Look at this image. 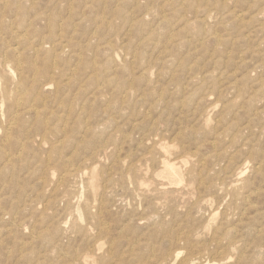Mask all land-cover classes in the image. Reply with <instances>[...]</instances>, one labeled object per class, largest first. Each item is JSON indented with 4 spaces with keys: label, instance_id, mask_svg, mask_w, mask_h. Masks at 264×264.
I'll use <instances>...</instances> for the list:
<instances>
[{
    "label": "rangeland",
    "instance_id": "1",
    "mask_svg": "<svg viewBox=\"0 0 264 264\" xmlns=\"http://www.w3.org/2000/svg\"><path fill=\"white\" fill-rule=\"evenodd\" d=\"M31 1H33V2H31ZM31 1L17 0V2H16V0H0V17L2 18V19L0 18L1 19L0 20V53L3 54V55L0 54V106H1L0 107V119H1L0 120L1 121L0 127L3 126V128L0 129V142H1L0 143V145H1L0 146V152L4 151L3 154L1 153V155H0V169H1V172H0V176H1V178H0V185H1L0 190L2 188V190L0 191V195H1V192H3L1 197H0V201H1L0 202V212L2 211L0 213V217L2 216L3 212H4L3 216L5 217V219H4V217L0 218V222H1L0 226H2V227H0V229H1V231H0V239H1V241H0V264H24V263L36 264L37 262H38L37 264H45V263L46 264H53V263L57 264L58 262H59L58 264H60V263L63 264L64 261H66V262H64L66 264H86V263L87 264H100V263L102 264V261L104 264H106V263H108V264H138V262H140V264H142V262L144 260L145 261L143 264H148V262H150L149 264H160V262H161V264H170L172 262H175L172 264H184L187 261H188L187 264H207V263L208 264H218V263L219 264H228V263L229 264L230 263L236 264V262H237V264H244V262H246V264H264V49H263L264 48V43H263V41H264V26L260 25L262 23L264 24V20H260L261 18L264 19V10H263L264 0H259V1L258 0H256V1L255 0H209V1L208 0H192L193 1L192 3H190L191 2L190 0H173L174 3L172 0H171V2H169L170 0L169 1L168 0H157V1L156 0H134V1L133 0H130V1L129 0H116V1L115 0H111V1L110 0H101V1L100 0L99 1L93 0L92 2H91V0H87V1L86 0H80V2L78 0H72V1L71 0L70 1H68V0H57L56 2H55V0H52V1L51 0H31ZM59 1H61V2H59ZM95 1L99 2L98 5L96 4L97 2H95ZM113 1H114V3H113ZM131 1H133V2H131ZM152 1H153V3H150ZM206 1H207L208 6H205ZM261 1H263V2H261ZM34 2H35L36 7H34ZM36 2H38V3L36 4ZM48 2L50 4H48ZM52 2H54L53 5L51 4ZM78 2H79V4H81V6L78 4ZM138 2H139V4L137 5ZM164 2H165V5H164ZM1 3H2V5H1ZM71 3H73V4H71ZM76 3L79 6L78 5L75 6ZM92 3H94L93 5L95 6V9L92 8V7H94L92 5ZM159 3L161 5H159ZM182 3H183L182 6L184 9L181 6ZM255 3H256V5L259 4L260 6L259 5L256 6ZM82 4L85 5L84 8H82L83 7ZM119 4H120V6H119ZM127 4H130L129 5L130 7H127ZM145 4L147 7L145 6ZM162 4L164 6H162ZM186 4L187 5L189 4V5L185 6ZM18 5L21 6L20 9H18L19 7H16ZM32 5L34 8H32ZM47 5H49V6H47ZM65 5H69V6H65ZM87 5H90V6H87ZM168 5L170 7L171 6H173V7L170 8ZM174 5H175V7H174ZM190 5H192L193 7ZM23 6H24V9H23ZM30 6H31V8H30ZM139 6H140V8H139ZM90 7H91V9H90ZM161 7H162V9H160L161 11H159V8H161ZM187 7H189V8L187 9ZM35 8H37V9H35ZM77 8H79V9L82 8V9L79 10ZM117 8H119V9H117ZM136 8H138V9L136 10ZM195 8H197V9L195 10ZM3 9H4V13H3ZM28 9H30V10H28ZM120 9H122L123 11ZM131 9L132 10L134 9V10L132 11ZM153 9H155V11ZM169 9H172V10H169ZM173 9H174V11H173ZM6 10H8V11H6ZM36 10H38V11H36ZM48 10H49V12H48ZM101 10H103V11H101ZM111 10H112V12H111ZM149 10H152V12H150ZM162 10H163V12H162ZM168 10H169V12H168ZM186 10H188V11H186ZM192 10H194L195 12H193ZM27 11H28V13H27ZM68 11H70V12L68 13ZM77 11H78V13L81 12L82 15L84 14L83 17L88 18V19L84 20L81 14H78L79 16L81 15V18H79V16H77ZM82 11L84 13H82ZM116 11H118V12H116ZM157 11H159V12H157ZM5 12H7V13H5ZM44 12L46 14H43ZM74 12H76V13H74ZM94 12L96 13V15ZM101 12H103V13L101 14ZM131 12L133 13V15ZM139 12H141L142 14L140 13L141 15L137 17V15H139ZM147 12H148V14H147ZM154 12H155V14H154ZM171 12H172V14L173 13H176V14L172 15ZM177 12H178V14H177ZM206 12H208L209 14ZM16 13H19V16L18 15L15 16ZM23 13H25V14H23ZM49 13H51V14H49ZM55 13H56V16H55ZM59 13H60V15H59ZM73 13L75 14V16H72V15H74ZM93 13H94V15H93ZM98 13H100L99 14L100 17H97ZM41 14L43 15V17L41 16ZM144 14H145V16H147V18L144 16ZM166 14H169V15H166ZM28 15H29L30 19L28 18ZM36 15L39 18H36L35 17ZM46 15H47V17H46ZM63 15H64V17H63ZM134 15H135V18H133ZM158 15H159V17H157ZM170 15H171V17H170ZM178 15L181 18L182 17L183 18L182 19L179 18ZM4 16H5V18H4ZM95 16L97 17V19ZM116 16L120 19L121 22L119 21V19H118V21H117V19H115ZM204 16H207V17H204ZM18 17H20V18H18ZM57 17L58 18L60 17V18L57 19ZM162 17L166 21H163ZM208 17H210V18H208ZM53 18H54V21H53ZM55 18L57 20H55ZM73 18H76V19H73ZM203 18H205V19H203ZM258 18L260 21L258 20ZM81 19H83V21ZM103 19H105V20H103ZM122 19H124V21ZM138 19H139L140 23L136 22V21H138ZM152 19L154 20V22L152 21ZM142 20L144 21V23H142L143 22ZM69 21H71V22H69ZM96 21L98 23H95ZM105 21H106V23L108 22L107 25H106ZM179 21H181V22L179 23ZM189 21H192V22H189ZM49 22H51V24H49ZM53 22H55V23H53ZM132 22H134L133 26H132ZM164 22L165 23L167 22L168 24L164 25L163 24ZM34 23H35V26H33ZM47 23H48V26H46ZM74 23H76L77 26L79 24L80 27H76V25ZM99 23H101L102 25ZM171 23H173V24H171ZM184 23H186V25ZM201 23L202 24L204 23L206 25L204 26V24H203V28H202ZM25 24L28 26H26ZM59 24L60 25L62 24L61 26L63 28L61 26H59ZM64 24H66L65 25L66 28L63 26ZM92 24H94L95 26ZM113 24L115 27L114 26L112 27ZM143 24H145V26ZM156 24H158L159 26ZM31 25L33 28H31ZM69 25L74 26V30L72 29L73 27L71 28ZM136 25H137L139 30L137 29ZM161 25H162V27H160ZM172 25H173L174 29L172 28V30H171ZM165 26H167L168 28ZM58 27H60V28H58ZM103 27L105 30L103 29ZM43 28H46V29L48 28V29L46 31V30H43ZM51 28H53V29H51ZM54 28L56 30H54ZM68 28H70V29H68ZM75 28H76V32H74ZM114 28H117V29H114ZM152 28H154V29L152 30ZM165 28H167V29L165 30ZM176 28L179 30H177ZM59 29L60 30L62 29V30L60 31ZM66 29H68V30L66 31ZM97 29H100V30H97ZM111 29H113V31ZM28 30H29V32H28ZM49 30L51 33L48 32ZM132 30H134L135 33ZM147 30H149V31H147ZM157 30H159V31H157ZM168 30H170V31H168ZM38 31L42 32V33H39ZM186 31L188 33H186ZM37 32H38V34H37ZM100 32H101V34H100ZM106 32H108V33H106ZM141 32L143 34H141ZM152 32L154 34L157 32L160 35L159 34L154 35ZM167 32H168V34H166ZM171 32H173L174 34H172ZM177 32H179V34ZM122 33L124 34V36L122 35ZM139 33L141 34V36ZM176 33H177V36H176ZM57 34H60V35L58 36ZM95 34H96V36H95ZM104 34H105V36H104ZM201 34H203V35H201ZM44 35H46V36H44ZM188 35H190V36L188 37ZM65 36H67L68 38H66ZM173 36H175L176 39H174ZM14 37H16V38H14ZM40 37H41V39H40ZM94 37H95V39H94ZM122 37H123V39H122ZM131 37L133 38L132 40H131ZM142 37H143V39H142ZM157 37H158V41L156 42ZM167 37H169V38L166 39V41H165V38H167ZM194 37H196V38H194ZM214 37L216 39H213ZM49 38L53 42H50ZM78 38H79V40H78ZM91 38H92V41H91ZM124 38H125V41H124ZM137 38H139V39H137ZM149 38H153V39H149ZM189 38H192L193 40L189 39ZM197 38H198V42H195V41H197L196 40ZM46 39L49 41H47ZM172 39L175 41L176 44L173 42ZM167 40H168V42H167ZM190 40H192L193 43L192 42L189 43ZM2 41H3V43H2ZM39 41H41V43ZM88 41H89V43H88ZM135 41H136V43H135ZM201 41H203L204 43ZM4 42H5V45H4ZM33 42L35 44H39V45L41 44V45L40 46L36 45V47H35ZM60 42H62V43L60 44ZM128 42L130 44H128ZM142 42H143V44H142ZM147 42H148V44H146ZM222 42H223V44H221ZM9 43L12 45H10ZM55 43H57V45ZM107 43H108V45H106ZM144 43H145V45H144ZM166 43H167V45H165ZM195 43L198 45H196ZM216 43H217V45H216ZM64 44L65 45L67 44V45L63 46ZM171 44H173L174 46H171ZM191 44H192V46H191ZM2 45H4V48ZM52 45H53V47H52ZM58 45H59V48L58 49L56 48V50H55L54 47L55 46L58 47ZM83 45L86 46L87 48L89 46V48L87 49ZM105 45L107 46V48ZM110 45L112 48L110 47ZM146 45H148L149 47ZM161 45H162V47H161ZM177 45L179 47L178 49H177ZM44 46H46V47H44ZM101 46H105V47H101ZM127 46H128L129 50H132V52L127 49ZM164 46H166V47L164 48ZM189 46H190L191 50H190ZM34 47H35V49H33ZM50 47H51V49L54 48V50H52V52H54V53H52L50 50H48ZM115 47L118 51L115 49ZM155 47L156 48L158 47L160 49H158V48L156 49ZM61 48H63V52H62ZM70 48H71V50H70ZM98 48H100L99 51H98ZM144 48L145 49L148 48L150 50H148V49L144 50ZM162 48H163V50H162ZM170 48H171V50H170ZM75 49H77V50L75 51ZM155 49H156V51L154 52ZM213 49H214V51H213ZM20 50H21V52H20ZM40 50H42L44 53H42V51H40ZM80 50L81 51L85 50V51L81 52ZM111 50L113 52H110ZM177 50H179V51H177ZM46 51L50 54L51 59H52V61H51L49 59L50 57H48L47 58V59H49L47 61L48 63L45 61V60H47V59H45L46 56L49 55ZM150 51H152V52H150ZM159 51L162 53H158ZM167 51L170 53L166 54ZM70 52L71 53L73 52V53L71 54ZM96 52L98 55L96 54ZM141 52L144 53L145 57H142L144 55ZM164 52H165V54H163ZM45 53H47V54H45ZM51 53L53 55H51ZM55 53H56V55H55ZM124 53L127 55H125ZM12 54H13V57H12ZM15 54L19 55V56H16ZM34 54H36V55H34ZM43 54H45V55H43ZM79 54H81V55H79ZM84 54H85V57H84ZM132 54L135 57H133ZM171 54H173V55H171ZM1 55L3 56V58ZM33 55H34V57H33ZM42 55H43V57H41ZM77 55H78V57H77ZM105 55H107L108 57ZM156 55H157V58H156ZM30 56H32V57H30ZM53 56H55V58ZM57 56H59L58 61L56 60ZM140 56L142 57L143 60L141 59ZM7 57L10 59L9 61H8ZM87 57H89V58H87ZM66 58L68 61L66 60ZM124 58H127V59H124ZM148 58H149V60H148ZM154 58L156 60H154ZM168 58H169V60H168ZM190 59H192V60H190ZM12 60H14V61H12ZM62 60H63V62L65 61V63H63ZM87 60H88V62H87ZM139 60H140V62L138 63ZM153 60L156 61V63ZM17 61H20V63ZM108 61H109V63L107 64ZM171 61L174 63V65ZM178 61H179V63H178ZM2 62H4V64ZM42 62H44V64L46 63L45 64L46 67H44V64ZM78 62L80 64H77ZM89 62L91 65L89 64ZM92 62H93V64H92ZM85 63H86V65L88 63L89 67L86 65H85L86 67H84L83 65ZM19 64H20V66H19ZM60 64H62V65H60ZM63 64L64 65L67 64L68 66L65 65L66 66V68H65V66ZM106 64L108 67L107 66L105 67ZM154 64H155V66H154ZM161 64H162V66H161ZM35 65H36V67H35ZM42 65H43V67H42ZM50 65H54L55 67L51 66V67H53V68H51V67H49ZM79 65L81 66V68L78 69ZM99 65H101V66H99ZM112 65H114V66H112ZM138 65L139 66L141 65L140 66L141 68ZM177 65H178V67H177ZM2 66H3V68H2ZM14 66H15V69H13ZM75 66H77V67H75ZM125 66L126 67L128 66L129 70H128V68L126 69ZM137 66L139 67V70L137 69ZM168 66H171L172 69L169 68ZM6 67H7V69H6ZM83 67L86 69L85 71H84ZM116 67H118V68H116ZM182 67H184L183 71H182ZM57 68L60 70H58ZM149 68H151V70H153V71H151ZM152 68H154V69H152ZM177 68H179V69H177ZM8 69H10V70H8ZM113 69H117L118 71L113 70ZM189 69H190V71H189ZM50 70H51V72H53V74L50 73ZM90 70H92V72ZM146 70H147V72L144 73ZM149 70H150V72H149ZM173 70H175V71L173 72ZM40 71H42V73H40ZM43 71H45V72L43 73ZM77 71H78V73H77ZM103 71H104V74L102 73ZM105 71H107V72H105ZM112 71H114V72H112ZM126 71L128 73L129 72L130 73L128 74ZM137 71H138V73H137ZM168 71H169V73H168ZM184 71L186 73H184ZM11 72H13V73H11ZM71 72H72V74H71ZM108 72H109V74H108ZM161 72L163 73V75H161ZM47 73L49 76L47 75ZM86 73H87V76H86ZM90 73H92V74H90ZM120 73L122 76L120 75ZM149 73L152 74V78H151V76H149ZM190 73H191V75H189ZM74 74H76V75H74ZM146 74H148V76ZM206 74H207V77L205 76ZM208 74H210V75H208ZM60 75H61V77H60ZM90 75L92 77L94 76L95 79H94V77L92 78ZM126 75H127V77H126ZM159 75H161V76H159ZM166 75L168 78L166 77ZM64 76L65 77L67 76L66 77L67 80ZM31 77H33V78H31ZM154 77H157V78H154ZM176 77L178 78V80L176 79ZM184 77H185V79H184ZM35 78H37V79L35 80ZM82 78H84V79H82ZM143 78H145V79H143ZM188 78H189V81H188ZM75 79L76 80L78 79L77 80L78 83L76 82ZM192 79H195V80L192 81ZM92 80H93V82H92ZM146 80L148 82H146ZM72 81L75 84L74 89L72 86L73 83L70 84ZM108 81H110V82H108ZM149 81H151L152 83L151 82L149 83ZM167 81H169L170 83ZM28 82H30V84ZM53 82L54 83L58 82L61 86L58 85V83L54 85ZM88 82H90V83L88 84ZM95 82H96V86L94 84ZM154 82H156V83L154 84ZM187 82H189V84ZM44 83H45V85H44ZM46 83H47V85H46ZM132 83H134V84H132ZM147 83H149L150 85H148ZM190 83H192V85L193 84L194 85L190 86ZM33 84H35V86ZM86 84H88L89 86ZM146 84H147V87L145 86ZM15 85L17 87H15ZM41 85H42V87H41ZM67 85H69V86H67ZM36 86L37 87L40 86L41 88L39 87L38 89H36L37 88ZM49 86H50V88H49ZM58 86H60V87H58ZM77 86L81 90H77L78 89ZM152 86H155V87H152ZM185 86H187V87L185 88ZM68 87H69V89H68ZM87 87H89L88 90H87ZM104 87L109 91H107ZM144 87H146V88H144ZM183 87H184V89H183ZM6 88H8L9 92L6 91ZM44 88H45V90H44ZM33 89L38 90L37 91L38 93L35 92V90H33ZM66 89H68L69 92L66 91ZM83 89H84V91H83ZM12 90L15 91L16 95L13 93ZM31 90H33V91H31ZM75 90H77L79 92V95H78V92ZM85 90H86V92H85ZM161 90H162V92H161ZM183 90H184V92H182ZM26 91H28V92H26ZM105 91H106L107 95L105 94V96H104ZM130 91H133V92H131L132 94L130 93ZM22 92L25 94H22ZM93 92L94 93L96 92V93L93 94ZM72 93H74V94H73V96L70 97V95H72ZM32 94H33V96H32ZM63 94L65 96H63ZM81 94H82V96H81ZM146 94H148L147 96L149 97V100L146 99V98H148L146 96ZM39 95L41 97H39ZM74 95H76V96H74ZM122 95H123V97H121ZM127 95H129V96H127ZM83 96L85 99H81V98H83ZM107 96H108V98H107ZM13 97H15V98L13 99ZM61 97H63V99H62V101H64L63 105H62V101L60 99ZM79 97H81V98L79 99ZM88 97H92V98H88ZM97 97H98V99H97ZM134 97H136V98L134 99ZM29 98H32L31 99L32 103H29V102H31V100H29ZM69 98H70V101H69ZM86 98H88V100ZM121 98H123V99H121ZM156 98L158 100H156ZM44 99H45V101H44ZM131 99H134V100H131ZM143 99H144V101H143ZM159 99H161V100H159ZM191 99H193V100H191ZM58 100L60 102H58ZM71 100L74 102H72ZM117 100H119V101H117ZM136 100L138 101V103ZM146 100L149 102H147ZM182 100H184V102ZM78 101L80 103H78ZM84 101H86V102H84ZM115 101H117L116 104H115ZM121 101H122V104H121ZM57 102L60 103L61 105L58 104ZM40 103L44 104L46 107L44 105H42V107H41ZM30 104H32V105L29 106ZM37 104H39V105H37ZM90 104H92V105L90 106ZM113 104H115V105H113ZM67 105H68V107H67ZM70 105L71 106L73 105V106L71 107ZM130 105H131V107H130ZM149 105H150V107H149ZM156 105H157V107H155ZM180 105L182 108H180ZM205 105H208V108ZM59 106H61V109ZM28 107H29V109H27ZM81 107L84 108V109H82L83 111H81ZM126 107H127V109H126ZM135 107H137V108H135ZM229 107L231 108V110ZM64 108L66 109V112H65ZM71 108H73V109H71ZM74 108H75V110H74ZM88 108H90L91 110ZM103 108L105 111L103 110ZM119 108H121V110H119ZM148 108H150V109H148ZM8 109H10V110H8ZM101 109L103 110V112L102 111L100 112ZM151 109H153V110H151ZM21 110H22V112H21ZM58 110H60V111H58ZM71 110H72V112H71ZM211 110H212V113H211ZM50 111H52V112H50ZM75 111H76V114H75ZM87 112L89 114H87ZM96 112L99 114H96ZM114 112L115 113L117 112L116 115H114L115 114ZM118 112H119V115H118ZM11 113H14L15 115H13ZM37 113H38V115H37ZM41 113H43L42 114V116L44 115L43 117L41 116ZM54 113L56 114L55 116H53ZM6 114L8 116H6ZM25 114H26V116H25ZM32 114H33V116H32ZM39 114H40V116H39ZM45 114H46V116H45ZM78 114H79V116H78ZM145 114H147V115H145ZM36 115H37V117H35ZM66 115H67V117H66ZM74 115H76V116H74ZM1 116H3L4 119ZM23 116H25L26 118L25 117H24V119L21 118ZM38 116H39V118H38ZM61 116L65 120L60 119ZM82 116H84V117H82ZM103 116H105V117H103ZM115 116L117 119L115 118ZM46 117H48V118H46ZM76 117L80 118V119L77 118L78 121H80L82 119L80 121L81 125L78 124ZM101 117H102V120H101ZM68 118H69V120H68ZM88 118H89V122H88ZM208 118H210V121ZM26 119H27V121H26ZM39 119H40V121H39ZM45 119H48L47 120L48 122ZM90 119H92V120L90 121ZM41 120L42 121L44 120V122H46V124L43 122L44 127H43ZM85 120L87 123H89V125L85 122ZM99 120H100V122H99ZM7 121H8V123H7ZM16 121H18V122H16ZM73 121L75 123H73ZM113 121H114V123H113ZM207 121H209V122L206 125ZM10 122H12L14 125L11 123V126H10ZM26 122L28 125L26 124ZM33 122H34V124H33ZM39 122H41L40 125H39ZM62 122H64V124ZM67 122H68V124H67ZM90 122L94 125H92ZM153 122L155 124V128H154ZM6 123L9 125L5 126ZM32 124H33V126H32ZM76 124H78V125H76ZM83 124H84V126H83ZM85 124H87V127L85 126ZM95 125H96V129L94 128ZM98 125H99V128H98ZM146 125H148V127ZM17 126H18V128H17ZM53 126H54V128H53ZM64 126L66 129L64 128ZM79 126H81V127H79ZM157 126H158V128H157ZM235 126H236V128H235ZM21 127L24 128L23 131H17V130H19V128L22 129ZM33 127H35L36 129ZM49 127H52V128H49ZM68 127L72 128V129L70 130ZM9 128H10V130H9ZM14 128L16 130H14ZM37 128L38 129L41 128V129H39L40 131H38ZM77 128H79V129H77ZM81 128L82 129L84 128V129L81 131ZM90 128H94V129L90 130ZM141 128H143V129H141ZM193 128H194V130H193ZM231 128H232V130H231ZM11 129H13V130H11ZM43 129L45 131L46 130H48V131L44 132ZM58 129H60V132ZM87 129L89 130V132ZM195 129H198V131ZM212 129L214 130V132ZM65 130H66V132H65ZM84 130L86 132H84ZM99 130H102L101 132H103L105 130L104 131L105 133L100 134L101 132L99 133ZM107 130H109V132H107ZM53 131L55 134L53 133ZM79 131H81V132H79ZM194 131H195V134H194ZM20 132L23 134H21ZM30 132H32V133H30ZM36 132H37V134H39L38 135L39 137L36 135ZM56 132H58L59 134L56 137H54L57 134ZM75 132L78 134L76 135ZM111 132H113V134ZM177 132H179V134L175 135V133H177ZM191 132H192V134H191ZM220 132L222 134H220ZM225 132H226V134H225ZM27 133H28V135H27ZM50 133H52L54 136L52 137V135H50ZM228 133H229V135H228ZM17 134H21V135H17ZM24 134H26V135H24ZM45 134H48V136ZM7 135H9L10 138H9V136L7 137ZM59 135H60V137H59ZM74 135L76 136V138H74ZM205 135H206V137H205ZM213 135H214V137H213ZM66 136H67V138L69 137L68 138L69 141H68V139H66ZM90 136H93V137L95 136L94 137L95 139L93 137H90ZM124 136H125V138H124ZM143 136H145V137H143ZM179 136H180V138H179ZM188 136L190 138H188ZM42 137H43V140H42ZM47 137L50 140L47 139ZM61 137H63V138L65 137L64 141L62 140ZM108 137H110V138H108ZM127 137H128V139H127ZM163 137H164V139H163ZM196 137H197V140H196ZM208 137H211V139ZM54 138H55V140L57 139L56 143H55ZM71 138H72V140H71ZM155 138H157V139H155ZM160 138H162V139H160ZM44 139L47 140V143ZM31 140H34V141H31ZM48 140L51 142L50 144H49ZM83 140H85V143ZM89 140L92 142H90ZM98 140H100V141H98ZM123 140H125V141L122 142ZM163 140H166V141L164 142ZM18 141L20 142L19 144H22V146L18 144ZM30 141L33 144V146L31 143H29ZM41 141H42V143H41ZM71 141H73V142H71ZM93 141H95L96 143H93ZM140 141L144 145L142 144V146H141ZM157 141H158V143H157ZM184 141H185V143H184ZM193 141H196V142H193ZM212 141H214V142H212ZM222 141H223V143L225 142L226 144H223ZM9 142H11L12 144ZM26 142H27V144H26ZM77 142H82V143H77ZM129 142H132V143H129ZM154 142H156L158 144V146H159V142H160L159 149H156L155 146H157V144ZM52 143H53V146H52ZM58 143H59V146H57ZM152 143H153L154 147L152 146ZM170 143L173 144L174 147ZM195 143H197V145ZM218 143H221V144L218 145ZM7 144H9V145L7 146ZM37 144H38V146H37ZM63 144H64V146H63ZM87 144L90 145L89 146L90 148L88 147ZM94 144L96 147H94ZM46 145H47V148H46ZM50 145H51L52 149H49ZM77 145H79V146H77ZM138 145H140V146H138ZM163 145L166 147V152H163L160 149V147ZM187 145H188V147L185 148ZM145 146L148 148H146ZM197 146L199 148H197ZM221 146H223L222 149H220ZM10 147H11L10 152L13 155H10V157H9L8 155L10 154L9 153ZM83 147H86L85 149L88 148L89 150H84ZM107 147H108V149H107ZM1 148H2V151H1ZM30 148H32L31 149L32 151L30 150ZM150 148L151 149L154 148V150L152 149L150 151ZM25 149L26 150L28 149L30 152L26 151ZM53 149H54V151H53ZM16 150H17V152H16ZM19 150H21V152ZM60 150H61V152H59ZM79 150H82V151H79ZM124 150H126V151H124ZM203 150H204V153H203ZM221 150H223L225 153ZM23 151H24V153H23ZM33 151L35 154L32 153ZM52 151H53V153H52ZM83 151H87L88 153L87 152L83 153ZM134 151H135L136 155H135ZM193 151H195V152L192 153ZM45 152H46V154H45ZM49 152H51L52 155H50ZM219 152L221 155L217 154ZM18 153H20L19 157L16 156V155H18ZM62 153L65 155H63ZM36 154L38 155V157L40 155L42 158L40 157L38 159ZM60 154L63 158L59 156ZM179 154H181V155H179ZM22 155H23V157H22ZM75 155L79 156V160L76 159ZM82 155H84V156H82ZM96 155H97V158H96ZM206 155H208L209 157ZM210 155L212 156V158H210L211 157ZM24 156H25V158H24ZM221 156H222V158H221ZM12 157H14L16 160ZM51 157L54 160L56 157L57 158L54 161L51 159ZM70 157H72V158L70 159ZM89 157L91 160L90 159H89L90 161L86 160ZM115 157H117V159ZM168 157H170V158H168ZM188 157L191 160L190 159L188 160L187 159ZM18 158H20L21 160ZM80 158H82V159L80 160ZM129 158L131 161L129 160ZM154 158L156 161H154ZM175 159H177L176 162H174ZM195 159H196V161H195ZM206 159L208 161H206ZM7 160L8 161L11 160V161L8 162ZM25 160L26 161L28 160L27 163H25L26 162ZM58 160L61 163V165H60V163H58ZM84 160H85V163H84ZM181 160H182V162H181ZM216 160H219V161H216ZM43 161H45V162H43ZM96 161L100 165L98 163H96ZM152 161H153V163H152ZM169 161H170L171 165H174V166L176 165V167H174L176 170V173L178 175V177H177V175H176V177L180 179V180L179 179L176 180V184H178V182H179V184H178L179 187H178V185L176 187V184L174 183L175 181H173V180H175L176 177H173V176L171 177L170 175H166V173L164 172V164L165 163L169 164ZM6 162H8L10 164H7ZM93 162L98 166H95V164ZM203 162H205V164L207 162H209V163H207L205 165ZM215 162H217V164ZM228 162H229V164H228ZM34 163H37V164H34ZM161 163H163V165H161ZM200 163H203V164L201 165ZM23 164H26V166H24ZM46 164L49 165L48 168L46 167L47 166ZM52 164H54V165H52ZM79 164H80V166H79ZM155 164H156V166H155ZM40 165H41V167H40ZM71 165H72V167H71ZM115 165H116V169L114 168ZM28 166H30V167H28ZM32 166L33 167L35 166V167L33 168ZM51 166H55V167H53L54 169H51L52 168ZM59 166H61V168ZM83 166H85L86 168H83ZM94 166L96 167V169ZM21 167H22V169H21ZM92 167H94V168H92ZM104 167H106V168H104ZM108 167L110 169H108ZM135 167H137V168H135ZM151 167H152V169H151ZM155 167H156V169H155ZM27 168H29V169L27 170ZM146 168H148V169H146ZM219 168H221L220 172H219ZM19 169L21 170V174L19 172L20 171ZM45 169H47V170L45 171ZM66 169H67V171H66ZM74 169H76V172H74L75 171ZM84 169L85 170L87 169L86 170L87 172L83 171ZM133 169H135L136 171ZM158 169H159V171L160 170L161 171L159 172ZM217 169H218V171H217ZM223 169H224V172L222 171ZM51 170H52V172H51ZM69 170H70V172H69ZM120 170H121V173H120ZM153 170H155V171H153ZM188 170H190L192 172L191 173L192 175L190 174V172ZM204 170H205V172H204ZM243 170H245V171H243ZM253 170H254V172H253ZM14 171H16L17 173ZM59 171L62 174L59 173ZM94 171H95V173H94ZM198 171L200 172V174ZM101 172H103V173L101 174ZM124 172H126V173H124ZM155 172H157V174ZM226 172H228V173H226ZM127 173H129V174H127ZM203 173H205V174H203ZM206 173H207V176H206ZM77 174H80L82 179H80L81 177L79 175L77 176ZM119 174H121V175H119ZM187 174H188V176H187ZM196 174L197 175L199 174V176H197ZM230 174H232V176ZM13 175H14V177H13ZM99 175L101 177H99ZM149 175H150V177H149ZM50 176L52 178L54 177L55 180H54V178L52 179ZM153 176H155V179ZM158 176H160V177H158ZM179 176H181V177H179ZM224 176H226V177H224ZM238 176L240 178H238ZM57 177L60 178L58 180L59 181L58 183L56 182V180L58 179ZM104 177H105V179H104ZM205 177H207V178H205ZM9 178H10V180H9ZM11 178H13V180ZM16 178L19 181H17ZM91 178L93 181L91 180ZM93 178L95 179V181ZM100 178H101V181H100ZM113 178H114V180H113ZM164 178H165V180H164ZM196 178H198V179H196ZM216 178H218V179H216ZM225 178L226 179L228 178V180H226ZM42 179H43V181H42ZM66 179H68V181H66ZM131 179H133V181ZM205 179L207 182L205 181ZM200 180H201V183H200ZM170 181H173V183H170ZM219 181L221 183H219ZM120 182H122V183H120ZM78 183H80V184L77 185ZM92 183H93V185H91ZM108 183H109V185H108ZM233 183H234V186H233ZM235 183L238 185H236ZM13 184H15V185H13ZM46 184L48 185L47 187L45 186ZM189 184L191 185V187H189ZM210 184H211V186H210ZM228 184H229V186H227ZM22 185H24V186H22ZM53 185H54V188H56V189L54 191L53 190L51 191V189L53 188ZM63 185H64V187H62ZM107 185H108V187H107ZM133 185H134L135 189H134ZM15 186H16L17 190L15 189ZM81 186H82V188H81ZM91 186H93L94 189L91 188ZM148 186L150 189L148 188ZM242 186H243V188H242ZM4 187L5 188L9 187V191L7 188L5 190ZM22 187L24 188V190L22 189ZM110 187H111V189H110ZM127 187L130 189H127ZM225 187H227V188H225ZM19 189H22V190H19ZM81 189H83V190L81 191ZM98 189H99V191H98ZM194 189H195V191H194ZM43 190H45V191L43 192ZM91 190L93 192H91ZM200 190H201V192H200ZM202 190L203 191L206 190V191L203 192ZM64 191H65V193L63 194ZM130 191H132L131 192L132 194L130 193ZM142 191H143V193H142ZM217 191H219V192H217ZM77 192H79L78 195H77ZM134 192H135V194H134ZM150 192H152V193H150ZM202 192H203V194H202ZM227 192H228V194H226ZM20 193H21V195H18ZM41 193H44V195L41 196L40 195ZM80 193H82L83 195ZM104 193H106V194L104 195ZM210 193H212V194H210ZM214 193L217 194V196ZM23 194H24V196H23ZM90 194H91V196H90ZM100 194H103V195H100ZM107 194H109V195L107 196ZM159 194H161V195H159ZM34 195H36V196H34ZM54 195L56 198H54ZM112 195H114V197ZM15 196H16V198L18 197L17 200H16ZM80 196L82 197V199ZM93 196L95 197V199ZM193 196H194V198H193ZM4 197H6V198H4ZM32 197H33V200H32ZM48 197H49V199H48ZM104 197H105V199H104ZM109 197H111V198L109 199ZM122 197H123V199H122ZM231 197H233V198H231ZM90 198L92 199V201L90 200ZM117 198H119V199H117ZM124 198L126 201L124 200ZM219 198L222 200H220ZM5 199H6V201H5ZM22 199H23V201H22ZM52 199L55 200V202H53ZM107 199H109V200H107ZM121 199H122V201H121ZM210 199H212V200L210 201ZM49 200H50V202H49ZM100 200L101 201L103 200V201L101 202ZM133 200L137 204L136 203L134 204ZM86 201H88V202H86ZM97 201H98V203H97ZM138 201H139V203H138ZM140 201L143 204H141ZM197 201H199V202H197ZM37 202H38L39 206L35 205ZM78 202L79 203L81 202L80 205ZM89 202H91V203H89ZM106 202H107V205H105ZM122 202H124V203H122ZM51 203H53L54 205H52ZM92 203H93V205H92ZM109 203H110V205H109ZM194 203L197 205H195ZM124 204H126V205H124ZM71 205H72V207H70ZM7 206H8V208H7ZM21 206L22 207L24 206L25 208L23 207L24 208L23 209ZM77 206H79V207H77ZM98 206H100V207H98ZM109 206L111 208H109ZM117 206H118V208H117ZM123 206H125V208H123ZM207 206H209V207H207ZM14 207H15V209H14ZM137 207L140 210L136 209ZM145 207H147L149 210L147 208L144 209ZM54 208H56V209H54ZM100 208H102V209H100ZM120 208H123V210ZM30 209H32L31 212H30ZM44 209H45V212L47 210L46 213L44 212ZM200 209H202L203 211H201ZM18 211H19V213H18ZM126 211L130 212L133 215H131L130 213L126 214ZM151 211H152V214H150ZM156 211L158 212L159 216L156 215V213H157ZM174 211H176V214ZM5 212H6V214H5ZM29 212H30V214H29ZM115 212L116 213L120 212L119 213L120 215L116 214ZM140 212L143 213V214H140L141 217L138 216ZM20 213L23 215H21ZM98 213H100L101 215ZM90 215H92V217H91V220L89 222L87 219H90L89 218ZM6 216H8V217L11 216V217L8 218ZM93 216H94V218H93ZM115 216H116V218H115ZM148 216H150V217H148ZM153 216H156V217H153ZM21 217H22V219H21ZM96 217H98V218L101 217V218H99L100 219L99 220ZM69 218L71 219V221ZM121 218L123 220L125 219V221H123ZM148 218H150V219L148 220ZM154 218H156V219H154ZM207 218H209V219H207ZM227 218H229V219H227ZM27 219H28V221H26ZM97 219H98V221H97ZM225 219L227 220V223H226V221H224ZM12 220H14V221H12ZM15 220H17L18 222ZM23 220H24L25 225L23 223ZM211 220H212V222H211ZM7 221H10V222H7ZM86 221H88V222L86 223ZM95 221H97V223H99V224H97ZM100 221L102 223L103 222L104 223L101 225ZM207 221L210 222V224ZM107 222H108V224H105ZM57 223H58V225H57ZM125 223H127V224H125ZM12 224H13V226H12ZM38 224H39V226H40V224H42L40 226L41 230H37L39 228ZM89 224H90V226H89ZM158 224L160 226H158ZM226 224H228V226ZM22 225H23V227H22ZM95 225H97V226H95ZM99 225H101V226H99ZM103 225L106 228H104ZM162 225L165 227H163ZM168 225L170 228L168 227ZM31 226H32V228L35 227L36 229L35 228L32 229ZM56 226H58V227H56ZM89 227H90V229H89ZM102 227L104 229H102ZM116 227H117V229H116ZM155 227H158V228H155ZM162 227L164 228V230L162 229ZM7 228H10L9 231ZM22 228H24V229H22ZM96 228H98V230ZM100 228H101V230H100ZM214 228H215V230H214ZM18 229H19V232H18ZM167 230H169V231H167ZM219 230H221V231H219ZM10 231H12V233ZM40 231H41V233H40ZM158 231H161V232H158ZM15 232H16V234H15ZM64 232L66 235H64ZM72 232H73V234H72ZM98 232H100V235H98ZM106 232H108V234ZM76 233H78V235ZM11 234H12V236H11ZM44 234H45V236H44ZM51 234H52V236L53 235L54 236L52 237ZM82 234H83L84 238H83ZM95 234L97 235V237L98 236L99 237L96 238ZM152 234H153V236H152ZM159 234H160V236H159ZM49 235H50V238L52 237L51 239L50 238L47 239L49 237ZM61 236H63V237H61ZM107 236H108V239H106ZM163 236H165V237H163ZM190 236H192V237L190 238ZM11 237L12 238L14 237V238L12 239ZM89 237H93L94 241L92 238H89ZM109 237L113 240H110ZM121 237H122V239H121ZM171 237H172V239H171ZM30 238H32V239L34 238V239L32 240ZM74 238H75V240H73ZM80 238H82L81 242H80ZM119 238H120V240H119ZM52 239H53V242H52ZM103 239H105V241ZM162 239H163V241H162ZM175 239H177V240L175 241ZM34 240L36 241V243ZM66 240L68 241V243ZM190 240L193 242H191ZM19 241L20 242L22 241V242L19 243ZM45 241H46V244H45ZM97 241L100 244H98ZM151 241H153V243ZM42 242H43V244H42ZM50 242H52V243H50ZM79 242L81 245L78 244ZM53 243H54L55 247H54V245H52ZM71 243H73V244H71ZM110 243H111V245H110ZM47 244H48V246H47ZM65 244L67 247H65ZM27 245L31 246V248H29V246H28V250L26 248ZM61 245H62V247H61ZM71 245H73V246H71ZM192 245H194V246H192ZM17 246H19V247L17 248ZM50 246H52V251H50V249H51ZM93 246H94V248H93ZM199 246H200V249H199ZM44 247H46V248H44ZM53 247H54V249H53ZM232 247H233V249H232ZM36 248H38L39 252L37 251ZM92 248L95 250H93ZM147 249L149 251H147ZM159 249H161V250H159ZM40 250L42 252L43 251L44 252L47 251V252L42 253V252H40ZM64 250H66V251H64ZM137 250H139V251H137ZM32 251H33L34 255L32 254ZM56 251H57V253H56ZM72 251H73V253H72ZM90 251H92V252L90 253ZM131 251H132V253H131ZM178 251H181L182 253H180ZM189 251H190V253H189ZM28 252H29V254L31 252V254L29 255ZM59 252H61V253H59ZM77 252H79V254H78L79 257L76 256ZM109 252L113 253V254H109ZM135 252H137V253H135ZM177 252L179 253V257L176 260H174L173 256H175V253H177ZM35 253H36V255H35ZM38 253L40 254V256L38 255ZM105 253H106V255H105ZM145 253H146V255H145ZM166 253H168V254H166ZM23 254H26V256L25 255L23 256ZM44 254L47 257H45ZM56 254H57L58 258L56 257ZM80 254H82V255H80ZM90 254H92L93 256ZM107 254L110 257H108ZM151 254H153V255H151ZM207 254H208V256H207ZM167 255H168V257H167ZM227 255L229 258L227 257ZM241 255L245 256L246 259L244 257L242 258ZM21 256H23V257H21ZM37 256H39L38 259H37ZM42 256H44L43 259H42ZM142 256H143V258H142ZM144 256H146L147 258ZM153 256H155V257H153ZM231 256H233L234 258L233 257L230 258ZM19 257H20V259H19ZM239 257H241V258H239ZM30 258H32V259H30ZM77 258H79L80 261ZM45 259L47 261H49V263ZM51 259H52V262H50ZM106 259H107V261H106ZM154 259H155V261H154ZM157 259H159V260H157ZM226 259H227V263H226ZM42 260H43V262H42ZM218 260H219V262H218ZM238 260L240 261V263H238L239 262ZM220 261H222V262H220Z\"/></svg>",
    "mask_w": 264,
    "mask_h": 264
},
{
    "label": "bare ground",
    "instance_id": "2",
    "mask_svg": "<svg viewBox=\"0 0 264 264\" xmlns=\"http://www.w3.org/2000/svg\"><path fill=\"white\" fill-rule=\"evenodd\" d=\"M20 1H21V0H20ZM22 1H24V0H22ZM28 1H31V0H28ZM51 1H52V0H51ZM51 1H50V2H51ZM56 1H57V0H55V2H56ZM68 1H70V0H68ZM71 1H72V0H71ZM78 1L80 2V0H78ZM86 1H87V0H86ZM92 1H93V0H91V2H92ZM98 1H99V0H98ZM100 1H101V0H100ZM110 1H111V0H110ZM115 1H116V0H115ZM129 1H130V0H129ZM133 1H134V0H133ZM133 1H131V2H133ZM156 1H157V0H156ZM168 1H169V0H168ZM172 1H173V0H172ZM190 1H191L190 3L193 2L192 0H190ZM208 1H209V0H208ZM255 1H256V0H255ZM258 1H259V0H258ZM16 2H17V0H16ZM31 2H33V1H31ZM59 2H61V1H59ZM76 2H77V1H76ZM79 2H78V4H79ZM82 2H83V1H82ZM82 2H81V3H82ZM91 2H90V3H91ZM95 2H97V1H95ZM105 2H106V1H105ZM107 2H108V1H107ZM169 2H171V0H170ZM188 2H189V1H188ZM200 2H201V1H200ZM261 2H263V1H261ZM7 3H8V2H7ZM37 3H38V2H36V4H37ZM53 3H54V2H52L51 4L53 5ZM73 3H74V2H73ZM73 3H71V4H73ZM98 3H99V2H97L96 4L98 5ZM101 3H102V2H101ZM113 3H114V1H113ZM117 3H118V2H117ZM134 3H135V2H134ZM147 3H148V2H147ZM150 3H153V1L150 2ZM160 3H161V2H160ZM160 3H159V5H161ZM173 3H174V1H173ZM175 3H176V2H175ZM186 3H187V2H186ZM196 3H197V2H196ZM209 3H210V2H209ZM263 3H264V2H263ZM3 4H4V3H3ZM32 4H33V3H32ZM46 4H47V3H46ZM48 4H50V3L48 2ZM66 4H67V3H66ZM78 4L76 3L75 6H77ZM84 4H85V3H84ZM88 4H89V3H88ZM93 4H94V3H92V5H93ZM104 4H105V3H104ZM120 4H121V3H120ZM120 4H119V6H120ZM138 4H139V2L137 3V5H138ZM170 4H171V3H170ZM177 4H178V3H177ZM194 4H195V3H194ZM205 4H206L205 6H208V5H207V1H206ZM1 5H2V3H1ZM4 5H5V4H4ZM4 5H3V6H4ZM8 5H9V4H8ZM19 5H20V4H19ZM19 5L16 6V7H19L18 9H20V7H21V6H19ZM21 5H22V4H21ZM24 5H25V4H24ZM27 5H28V4H27ZM52 5H51V6H52ZM56 5H57V4H56ZM56 5H55V6H56ZM79 5L81 6V4H79ZM79 5H78V6H79ZM82 5H83V4H82ZM85 5H86V4H85ZM85 5H83L82 8H84ZM112 5H113V4H112ZM112 5H111V6H112ZM129 5H130V4H127V7H130ZM133 5H134V4H133ZM135 5H136V4H135ZM164 5H165V2H164ZM164 5L162 4V6H164ZM171 5H172V4H171ZM175 5H176V4H175ZM175 5H174V7H175ZM182 5H183V3L181 4V6H182ZM188 5H189V4H188ZM188 5L186 4L185 6H188ZM192 5H193V4H192ZM192 5H190V6H192ZM255 5H256V3H255ZM258 5H259V4H258ZM258 5H256V6H258ZM10 6H11V5H10ZM44 6H45V5H44ZM47 6H49V5H47ZM55 6H54V7H55ZM65 6H69V5H65ZM71 6H72V5H71ZM87 6H90V5H87ZM93 6H94V5H93ZM117 6H118V5H117ZM117 6H116V7H117ZM145 6H146V4H145ZM168 6H169V5H168ZM176 6H177V5H176ZM196 6H197V5H196ZM259 6H260V5H259ZM6 7H7V6H6ZM34 7H36L35 2H34ZM34 7H33V5H32V8H34ZM106 7H107V6H106ZM134 7H135V6H134ZM146 7H147V6H146ZM150 7H151V6H150ZM158 7H159V6H158ZM158 7H157V8H158ZM169 7H170V6H169ZM171 7H173V6H171ZM171 7H170V8H171ZM192 7H193V6H192ZM203 7H204V6H203ZM3 8H4V7H3ZM12 8H13V7H12ZM14 8H15V7H14ZM30 8H31V6H30ZM43 8H44V7H43ZM59 8H60V7H59ZM64 8H65V7H64ZM67 8H68V7H67ZM82 8H81V9H82ZM92 8L95 9V6L92 7ZM104 8H105V7H104ZM108 8H109V7H108ZM119 8H120V7H119ZM119 8H117V9H119ZM121 8H122V7H121ZM139 8H140V6H139ZM151 8H152V7H151ZM155 8H156V7H155ZM164 8H165V7H164ZM164 8H163V9H164ZM182 8H183V6H182ZM188 8H189V7H187V9H188ZM204 8H205V7H204ZM1 9H2V8H1ZM4 9H5V8H4ZM4 9H3V13H4ZM15 9H16V8H15ZM23 9H24V6H23ZM23 9H22V10H23ZM35 9H37V8H35ZM40 9H41V8H40ZM45 9H46V8H45ZM51 9H52V8H51ZM56 9H57V8H56ZM77 9H79V8H77ZM81 9H79V10H81ZM90 9H91V7H90ZM96 9H97V8H96ZM100 9H101V8H100ZM100 9H99V10H100ZM113 9H114V8H113ZM126 9H127V8H126ZM137 9H138V8H136V10H137ZM160 9H162V7L159 8V11H161ZM174 9H175V8H174ZM174 9H173V11H174ZM183 9H184V8H183ZM196 9H197V8H195V10H196ZM206 9H207V8H206ZM28 10H30V9H28ZM33 10H34V9H33ZM42 10H43V9H42ZM54 10H55V9H54ZM59 10H60V9H59ZM59 10H58V11H59ZM66 10H67V9H66ZM104 10H105V9H104ZM120 10H122V9H120ZM131 10H132V9H131ZM133 10H134V9H133ZM133 10H132V11H133ZM153 10L155 11V9H153ZM169 10H172V9H169ZM169 10H168V12H169ZM181 10H182V9H181ZM198 10H199V9H198ZM204 10H205V9H204ZM263 10H264V7H263ZM263 10H262V11H263ZM6 11H8V10H6ZM15 11H16V10H15ZM36 11H38V10H36ZM45 11H46V10H45ZM51 11H52V10H51ZM60 11H61V10H60ZM60 11H59V12H60ZM75 11H76V10H75ZM95 11H96V10H95ZM101 11H103V10H101ZM114 11H115V10H114ZM114 11H113V12H114ZM122 11H123V10H122ZM125 11H126V10H125ZM149 11L152 12V10H149ZM159 11H157V12H159ZM165 11H166V10H165ZM186 11H188V10H186ZM192 11L195 12L194 10H192ZM208 11H209V10H208ZM258 11H259V10H258ZM1 12H2V11H1ZM20 12H21V11H20ZM48 12H49V10H48ZM69 12H70V11H68V13H69ZM71 12H72V11H71ZM98 12H99V11H98ZM104 12H105V11H104ZM111 12H112V10H111ZM116 12H118V11H116ZM116 12H115V13H116ZM143 12H144V11H143ZM150 12H149V13H150ZM157 12H156V13H157ZM162 12H163V10H162ZM181 12H182V11H181ZM184 12H185V11H184ZM5 13H7V12H5ZM13 13H14V12H13ZM21 13H22V12H21ZM27 13H28V11H27ZM27 13H26V14H27ZM51 13H52V12H51ZM51 13H49V14H51ZM74 13H76V12H74ZM74 13H73V14H74ZM82 13H84V12L82 11ZM94 13H95V12H94ZM94 13H93V15H94ZM102 13H103V12H101V14H102ZM128 13H129V12H128ZM131 13H132V12H131ZM134 13H135V12H134ZM137 13H138V12H137ZM140 13H141V12H139V15H137V17L140 16V15L142 14V13H141V14H140ZM206 13H208V12H206ZM261 13H262V12H261ZM23 14H25V13H23ZM43 14H46V13L44 12ZM71 14H72V13H71ZM78 14H81V12L78 13V11H77V16H79ZM99 14H100V13H98V16H97V17H100ZM119 14H120V13H119ZM147 14H148V12H147ZM154 14H155V12H154ZM157 14H158V13H157ZM157 14H156V15H157ZM171 14H172V12H171ZM173 14H176V13H173ZM173 14H172V15H173ZM177 14H178V12H177ZM202 14H203V13H202ZM208 14H209V13H208ZM208 14H207V15H208ZM210 14H211V13H210ZM17 15L19 16V13H16L15 16H17ZM38 15H39V14H38ZM59 15H60V13H59ZM66 15H67V14H66ZM81 15H82V14H81ZM81 15L79 16V18H81ZM83 15H84V14H83ZM83 15H82V17H83ZM95 15H96V13H95ZM129 15H130V14H129ZM132 15H133V13H132ZM156 15H155V16H156ZM159 15H160V14H159ZM159 15H158L157 17H159ZM166 15H169V14H166ZM179 15H180V14H179ZM179 15H178V17L181 18ZM203 15H204V14H203ZM1 16H2V15H1ZM5 16H6V15H5ZM5 16H4V18H5ZM41 16L43 17L42 14H41ZM52 16H53V15H52ZM55 16H56V13H55ZM57 16H58V15H57ZM68 16H69V15H68ZM72 16H75V14L72 15ZM101 16H102V15H101ZM110 16H111V15H110ZM110 16H109V17H110ZM119 16H120V15H119ZM144 16H145V14H144ZM161 16H162V15H161ZM182 16H183V15H182ZM197 16H198V15H197ZM200 16H201V15H200ZM35 17H36V18H39V17H37V15H36ZM44 17H45V16H44ZM46 17H47V15H46ZM46 17H45V18H46ZM63 17H64V15H63ZM65 17H66V16H65ZM70 17H71V16H70ZM95 17H96V16H95ZM97 17H96V19H97ZM116 17H117V16H116ZM116 17H115V19H117V21H118L119 18H118V17L116 18ZM145 17L147 18V16H145ZM145 17H144V18H145ZM170 17H171V15H170ZM170 17H169V18H170ZM178 17H177V18H178ZM201 17H202V16H201ZM204 17H207V16H204ZM215 17H216V16H215ZM237 17H238V16H237ZM258 17H259V16H258ZM0 18H1V17H0ZM16 18H17V17H16ZM18 18H20V17H18ZM28 18H29V15H28ZM49 18H50V17H49ZM59 18H60V17H59ZM59 18L57 17V19H59ZM68 18H69V17H68ZM101 18H102V17H101ZM111 18H112V17H111ZM125 18H126V17H125ZM127 18H128V17H127ZM133 18H135V15H134ZM146 18H145V19H146ZM172 18H173V17H172ZM182 18H183V17H182ZM182 18H181V19H182ZM208 18H210V17H208ZM256 18H257V17H256ZM1 19H2V18H1ZM1 19H0V20H1ZM29 19H30V18H29ZM29 19H28V20H29ZM51 19H52V18H51ZM57 19L55 18V20H57ZM71 19H72V18H71ZM73 19H76V18H73ZM83 19L85 20V19H88V18L83 17ZM83 19H81V20L83 21ZM93 19H94V18H93ZM112 19H113V18H112ZM139 19H140V18H139ZM139 19H138V21H136V22H139ZM141 19H142V18H141ZM170 19H171V18H170ZM185 19H186V18H185ZM203 19H205V18H203ZM26 20H27V19H26ZM65 20H66V19H65ZM77 20H78V19H77ZM81 20H80V21H81ZM91 20H92V19H91ZM100 20H101V19H100ZM103 20H105V19H103ZM113 20H114V19H113ZM122 20L124 21V19H122ZM131 20H132V19H131ZM162 20H163V21H166V20H164L163 17H162ZM188 20H189V19H188ZM195 20H196V19H195ZM198 20H199V19H198ZM239 20H240V19H239ZM256 20H257V19H256ZM258 20H259V18H258ZM260 20H264V19L261 18ZM260 20H259V21H260ZM34 21H35V20H34ZM34 21H33V22H34ZM39 21H40V20H39ZM45 21H46V20H45ZM45 21H44V22H45ZM53 21H54V18H53ZM59 21H60V20H59ZM106 21H107V20H106ZM106 21H105V23H106ZM119 21H120V19H119ZM142 21H143V20H142ZM152 21L154 22L153 19H152ZM175 21H176V20H175ZM182 21H183V20H182ZM208 21H209V20H208ZM210 21H211V20H210ZM26 22H27V21H26ZM30 22H31V21H30ZM51 22H52V21H51ZM51 22H49V24H51ZM60 22H61V21H60ZM67 22H68V21H67ZM69 22H71V21H69ZM100 22H101V21H100ZM120 22H121V21H120ZM176 22H177V21H176ZM180 22H181V21H179V23H180ZM189 22H192V21H189ZM202 22H203V21H202ZM28 23H29V22H28ZM28 23H27V24H28ZM42 23H43V22H42ZM53 23H55V22H53ZM65 23H66V22H65ZM95 23H98V22L96 21ZM110 23H111V22H110ZM133 23H134V22H132V26H133ZM139 23H140V22H139ZM142 23H144V21H143ZM158 23H159V22H158ZM186 23H187V22H186ZM186 23H184V24L186 25ZM261 23H262V22H261ZM30 24H31V23H30ZM45 24H46V23H45ZM74 24L76 25V27H80L79 24H78V26H77L76 23H74ZM99 24H101V23H99ZM107 24H108V22L106 23V25H107ZM119 24H120V23H119ZM123 24H124V23H123ZM137 24H138V23H137ZM145 24H146V23H145ZM145 24H143V25L145 26ZM150 24H151V23H150ZM150 24H149V25H150ZM153 24H154V23H153ZM163 24L165 25V24H168V23H167V22H166V23L164 22ZM171 24H173V23H171ZM189 24H190V23H189ZM189 24H188V25H189ZM201 24H202V23H201ZM201 24H200V25H201ZM203 24H204V23H203ZM203 24H202V26H201L202 28H203ZM25 25H26V24H25ZM25 25H24V26H25ZM61 25H62V24H61ZM61 25L59 24V26H61ZM65 25H66V24H64L63 26L65 27ZM70 25H71V24H70ZM70 25H69V26H70ZM72 25H73V24H72ZM92 25H94V24H92ZM92 25H91V26H92ZM101 25H102V24H101ZM138 25H139V24H138ZM143 25H142V26H143ZM156 25H158V24H156ZM156 25H155V26H156ZM164 25H163V26H164ZM176 25H177V24H176ZM205 25H206V24H204V26H205ZM260 25H263V26H264L263 23L260 24ZM26 26H28V25H26ZM33 26H35V23L33 24ZM46 26H48V23H47ZM67 26H68V25H67ZM94 26H95V25H94ZM98 26H99V25H98ZM98 26H97V27H98ZM113 26H114V24L112 25V27H113ZM147 26H148V25H147ZM158 26H159V25H158ZM167 26H168V25H167ZM167 26H165V27H167ZM207 26H208V25H207ZM61 27H62V26H61ZM70 27H71V28L73 27L72 29L74 30V26H70ZM100 27H101V26H100ZM104 27H105V26H104ZM104 27H103V29H104ZM106 27H107V26H106ZM114 27H115V26H114ZM130 27H131V26H130ZM136 27H137V25H136ZM160 27H162V25H161ZM176 27H177V26H176ZM182 27H183V26H182ZM188 27H189V26H188ZM7 28H8V27H7ZM22 28H23V27H22ZM24 28H25V27H24ZM31 28H33L32 25H31ZM58 28H60V27H58ZM58 28H57V29H58ZM62 28H63V27H62ZM65 28H66V27H65ZM65 28H64V29H65ZM154 28H155V27H154ZM154 28H152V30H153ZM167 28H168V27H167ZM167 28H165V30H166ZM172 28H173V25L171 26V30H172ZM177 28H178V27H177ZM177 28H176V29H177ZM260 28H261V27H260ZM260 28H259V29H260ZM26 29H27V28H26ZM47 29H48V28H47ZM47 29H46V28H43V30H46V31H47ZM51 29H53V28H51ZM68 29H70V28H68ZM68 29H66V31H67ZM85 29H86V28H85ZM94 29H95V28H94ZM107 29H108V28H107ZM107 29H106V30H107ZM114 29H117V28H114ZM131 29H132V28H131ZM135 29H136V28H135ZM135 29H134V30H135ZM137 29H138V27H137ZM141 29H142V28H141ZM146 29H147V28H146ZM156 29H157V28H156ZM173 29H174V28H173ZM185 29H186V28H185ZM261 29H262V28H261ZM10 30H11V29H10ZM31 30H32V29H31ZM33 30H34V29H33ZM35 30H36V29H35ZM37 30H38V29H37ZM54 30H56V29L54 28ZM59 30H60V29H59ZM61 30H62V29H61ZM61 30H60V31H61ZM95 30H96V29H95ZM97 30H100V29H97ZM104 30H105V29H104ZM108 30H109V29H108ZM111 30L113 31V29H111ZM134 30H132V31H134ZM138 30H139V29H138ZM144 30H145V29H144ZM163 30H164V29H163ZM177 30H179V29H177ZM177 30H176V31H177ZM186 30H187V29H186ZM201 30H202V29H201ZM39 31H40V30H39ZM39 31H38V32H39ZM79 31H80V30H79ZM132 31H131V32H132ZM136 31H137V30H136ZM140 31H141V30H140ZM147 31H149V30H147ZM157 31H159V30H157ZM161 31H162V30H161ZM168 31H170V30H168ZM28 32H29V30H28ZM30 32H31V31H30ZM34 32H35V31H34ZM38 32H37V34H38ZM43 32H44V31H43ZM48 32H50V30H49ZM48 32H47V33H48ZM54 32H55V31H54ZM56 32H57V31H56ZM74 32H76V28H75V31H74ZM84 32H85V31H84ZM96 32H97V31H96ZM96 32H95V33H96ZM103 32H104V31H103ZM109 32H110V31H109ZM131 32H130V33H131ZM145 32H146V31H145ZM182 32H183V31H182ZM39 33H42V32H39ZM50 33H51V32H50ZM59 33H60V32H59ZM67 33H68V32H67ZM106 33H108V32H106ZM106 33H105V34H106ZM113 33H114V32H113ZM127 33H128V32H127ZM134 33H135V31H134ZM152 33H153V32H152ZM171 33L174 34L173 32H171ZM177 33L179 34V32H177ZM177 33H176V36H177ZM186 33H188V32L186 31ZM31 34H32V33H31ZM61 34H62V33H61ZM100 34H101V32H100ZM105 34H104V36H105ZM128 34H129V33H128ZM139 34H140V33H139ZM141 34H143V33L141 32ZM141 34H140V36H141ZM153 34H154V33H153ZM153 34H152V35H153ZM156 34H159V33L156 32L154 35H156ZM166 34H168V32H167ZM29 35H30V34H29ZM32 35H33V34H32ZM57 35L59 36L60 34H57ZM78 35H79V34H78ZM82 35H83V34H82ZM112 35H113V34H112ZM112 35H111V36H112ZM115 35H116V34H115ZM122 35L124 36L123 33H122ZM122 35H121V36H122ZM126 35H127V34H126ZM126 35H125V36H126ZM159 35H160V34H159ZM159 35H158V36H159ZM163 35H164V34H163ZM201 35H203V34H201ZM30 36H31V35H30ZM35 36H36V35H35ZM44 36H46V35H44ZM95 36H96V34H95ZM121 36H120V37H121ZM146 36H147V35H146ZM149 36H150V35H149ZM149 36H148V37H149ZM165 36H166V35H165ZM168 36H169V35H168ZM189 36H190V35H188V37H189ZM16 37H17V36H16ZM16 37H14V38H16ZM65 37L68 38L67 36H65ZM70 37H71V36H70ZM106 37H107V36H106ZM109 37H110V36H109ZM114 37H115V36H114ZM117 37H118V36H117ZM128 37H129V36H128ZM150 37H151V36H150ZM161 37H162V36H161ZM179 37H180V36H179ZM31 38H32V37H31ZM42 38H43V37H42ZM50 38H51V37H50ZM50 38H49L50 42H53V41H51ZM57 38H58V37H57ZM71 38H72V37H71ZM71 38H70V39H71ZM79 38H80V37H79ZM79 38H78V40H79ZM104 38H105V37H104ZM107 38H108V37H107ZM144 38H145V37H144ZM168 38H169V37L165 38V41H166V39H168ZM173 38L176 39L175 36H173ZM183 38H184V37H183ZM183 38H182V39H183ZM194 38H196V37H194ZM33 39H34V38H33ZM40 39H41V37H40ZM94 39H95V37H94ZM117 39H118V38H117ZM122 39H123V37H122ZM132 39H133V38L131 37V40H132ZM137 39H139V38H137ZM137 39H136V40H137ZM142 39H143V37H142ZM149 39H153V38H149ZM179 39H180V38H179ZM186 39H187V38H186ZM189 39H192V38H189ZM213 39H216V38L214 37ZM4 40H5V39H4ZM14 40H15V39H14ZM16 40H17V39H16ZM21 40H22V39H21ZM44 40H45V39H44ZM46 40H47V39H46ZM49 40H47V41H49ZM61 40H62V39H61ZM76 40H77V39H76ZM80 40H81V39H80ZM96 40H97V39H96ZM131 40H130V41H131ZM145 40H146V39H145ZM172 40H173V39H172ZM180 40H181V39H180ZM192 40H193V39H192ZM192 40H190L189 43H191ZM196 40H197V41H195V40H194V41H195V42H198V38H197ZM221 40H222V39H221ZM91 41H92V38H91ZM91 41H90V42H91ZM124 41H125V38H124ZM127 41H128V40H127ZM127 41H126V42H127ZM146 41H147V40H146ZM153 41H154V40H153ZM157 41H158V37H157L156 42H157ZM177 41H178V40H177ZM177 41H176V42H177ZM186 41H187V40H186ZM39 42L41 43V41H39ZM72 42H73V41H72ZM75 42H76V41H75ZM84 42H85V41H84ZM167 42H168V40H167ZM173 42L175 43L174 40H173ZM179 42H180V41H179ZM201 42H203V41H201ZM215 42H216V41H215ZM2 43H3V41H2ZM2 43H1V44H2ZM7 43H8V42H7ZM33 43H34V42H33ZM61 43H62V42H60V44H61ZM78 43H79V42H78ZM88 43H89V41H88ZM135 43H136V41H135ZM138 43H139V42H138ZM158 43H159V42H158ZM171 43H172V42H171ZM186 43H187V42H186ZM189 43H188V44H189ZM192 43H193V42H192ZM203 43H204V42H203ZM263 43H264V41H263ZM9 44H10V43H9ZM49 44H50V43H49ZM55 44L57 45V43H55ZM55 44H54V45H55ZM79 44H80V43H79ZM86 44H87V43H86ZM90 44H91V43H90ZM109 44H110V43H109ZM128 44H130V43L128 42ZM128 44H127V45H128ZM132 44H133V43H132ZM142 44H143V42H142ZM142 44H141V45H142ZM146 44H148V42H147ZM151 44H152V43H151ZM153 44H154V43H153ZM156 44H157V43H156ZM175 44H176V43H175ZM188 44H187V45H188ZM195 44H196V43H195ZM221 44H223V42H222ZM4 45H5V42H4ZM4 45H2L3 48H4ZM10 45H12V44H10ZM34 45H35V47H36V45H39V44H35V43H34ZM40 45H41V44H40ZM40 45H39V46H40ZM66 45H67V44H66ZM66 45L64 44L63 46H66ZM106 45H108V43H107ZM106 45H105V46H106ZM124 45H125V44H124ZM139 45H140V44H139ZM144 45H145V43H144ZM165 45H167V43H166ZM168 45H169V44H168ZM196 45H198V44H196ZM199 45H200V44H199ZM211 45H212V44H211ZM216 45H217V43H216ZM13 46H14V45H13ZM81 46H82V45H81ZM83 46H84V45H83ZM94 46H95V45H94ZM105 46H101V47H105ZM129 46H130V45H129ZM131 46H132V45H131ZM134 46H135V45H134ZM142 46H143V45H142ZM146 46H148V45H146ZM158 46H159V45H158ZM171 46H174V45L171 44ZM191 46H192V44H191ZM202 46H203V45H202ZM14 47H15V46H14ZM35 47H34L33 49H35ZM44 47H46V46H44ZM52 47H53V45H52ZM74 47H75V46H74ZM84 47L87 48L86 46H84ZM110 47H111V45H110ZM135 47H136V46H135ZM143 47H144V46H143ZM148 47H149V46H148ZM150 47H151V46H150ZM153 47H154V46H153ZM159 47H160V46H159ZM161 47H162V45H161ZM165 47H166V46H164V48H165ZM193 47H194V46H193ZM214 47H215V46H214ZM216 47H217V46H216ZM5 48H6V47H5ZM38 48H39V47H38ZM38 48H37V49H38ZM54 48H55V50H56V48L58 49V48H59V45H58V47L55 46ZM54 48L51 49V47H50L48 50H50V51L52 52V50H54ZM68 48H69V47H68ZM68 48H67V49H68ZM88 48H89V46H88ZM88 48H87V49H88ZM106 48H107V46H106ZM111 48H112V47H111ZM136 48H137V47H136ZM145 48H146V47H145ZM145 48H144V50H147V49H148V48H147V49H145ZM155 48H156V47H155ZM157 48H158V47H157ZM157 48H156V49H157ZM171 48H172V47H171ZM171 48H170V50H171ZM178 48H179V47H178V45H177V49H178ZM189 48H190V46H189ZM202 48H203V47H202ZM204 48H205V47H204ZM9 49H10V48H9ZM15 49H16V48H15ZM29 49H30V48H29ZM37 49H36V50H37ZM61 49H62V52H63V48H61ZM80 49H81V48H80ZM96 49H97V48H96ZM99 49H100V48H98V51H99ZM115 49H116V47H115ZM127 49H128V46H127ZM127 49H126V50H127ZM152 49H153V48H152ZM156 49L154 50V52L156 51ZM158 49H160V48H158ZM192 49H193V48H192ZM194 49H195V48H194ZM197 49H198V48H197ZM207 49H208V48H207ZM207 49H206V50H207ZM263 49H264V48H263ZM21 50H22V49H21ZM21 50H20V52H21ZM70 50H71V48H70ZM76 50H77V49H75V51H76ZM85 50H86V49H85ZM85 50H83V51H85ZM92 50H93V49H92ZM108 50H109V49H108ZM112 50H113V49H112ZM112 50H111L110 52H113ZM116 50H117V49H116ZM128 50H129V49H128ZM137 50H138V49H137ZM148 50H150V49H148ZM162 50H163V48H162ZM190 50H191V48H190ZM190 50H189V51H190ZM15 51H16V50H15ZM40 51H42V50H40ZM50 51H49V52H50ZM64 51H65V50H64ZM68 51H69V50H68ZM75 51H74V52H75ZM80 51H81V50H80ZM83 51H81V52H83ZM88 51H89V50H88ZM98 51H97V52H98ZM117 51H118V50H117ZM124 51H125V50H124ZM129 51L132 52V50H129ZM152 51H153V50H152ZM152 51H150V52H152ZM168 51H169V50H168ZM168 51L166 52V54L170 53V52H168ZM177 51H179V50H177ZM213 51H214V49H213ZM2 52H3V51H2ZM31 52H32V51H31ZM35 52H36V51H35ZM46 52H47V51H46ZM97 52H96V54H97ZM127 52H128V51H127ZM7 53H8V52H7ZM11 53H12V52H11ZM42 53H44V52L42 51ZM42 53H41V54H42ZM47 53H48V52H47ZM47 53H45V54H47ZM52 53H54V52H52ZM52 53H51V55H53ZM70 53H71V52H70ZM72 53H73V52H72ZM72 53H71V54H72ZM128 53H129V52H128ZM139 53H140V52H139ZM141 53L144 55L143 52H141ZM158 53H162V52L159 51ZM172 53H173V52H172ZM177 53H178V52H177ZM194 53H195V52H194ZM196 53H197V52H196ZM0 54H2V53H0ZM4 54H5V53H4ZM13 54H14V53H13ZM13 54H12V57H13ZM45 54H43V55H45ZM48 54H49V53H48ZM104 54H105V53H104ZM124 54H125V53H124ZM129 54H130V53H129ZM163 54H165V52H164ZM163 54H162V55H163ZM2 55H3V54H2ZM2 55H1V56H2ZM15 55H16V54H15ZM15 55H14V56H15ZM34 55H36V54H34ZM34 55H33V57H34ZM43 55H42L41 57H43ZM55 55H56V53H55ZM79 55H81V54H79ZM97 55H98V54H97ZM112 55H113V54H112ZM122 55H123V54H122ZM125 55H127V54H125ZM139 55H140V54H139ZM150 55H151V54H150ZM171 55H173V54H171ZM16 56H19V55H16ZM24 56H25V55H24ZM75 56H76V55H75ZM105 56H107V55H105ZM129 56H130V55H129ZM132 56H133V54H132ZM132 56H131V57H132ZM147 56H148V55H147ZM164 56H165V55H164ZM27 57H28V56H27ZM30 57H32V56H30ZM48 57H50L49 59L52 61L50 54H49L48 56H46L45 59H47ZM53 57L55 58V56H53ZM58 57H59V56L56 57V58H57V59H56L57 61H58ZM77 57H78V55H77ZM84 57H85V54H84ZM107 57H108V56H107ZM133 57H135V56H133ZM138 57H139V56H138ZM140 57H141V56H140ZM142 57H145V55L142 56ZM142 57H141V59H142ZM148 57H149V56H148ZM167 57H168V56H167ZM2 58H3V56H2ZM7 58H8V57H7ZM87 58H89V57H87ZM90 58H91V57H90ZM104 58H105V57H104ZM115 58H116V57H115ZM156 58H157V55H156ZM169 58H170V57H169ZM169 58H168V60H169ZM19 59H20V58H19ZM45 59H44V60H45ZM49 59H47V60H45V61L47 62ZM61 59H62V58H61ZM83 59H84V58H83ZM91 59H92V58H91ZM101 59H102V58H101ZM124 59H127V58H124ZM129 59H130V58H129ZM139 59H140V58H139ZM151 59H152V58H151ZM171 59H172V58H171ZM185 59H186V58H185ZM188 59H189V58H188ZM192 59H193V58H192ZM192 59H190V60H192ZM2 60H3V59H2ZM9 60H10V59L8 58V61H9ZM17 60H18V59H17ZM44 60H43V61H44ZM53 60H54V59H53ZM66 60H67V58H66ZM79 60H80V59H79ZM111 60H112V59H111ZM117 60H118V59H117ZM134 60H135V59H134ZM136 60H137V59H136ZM142 60H143V59H142ZM148 60H149V58H148ZM154 60H156V59L154 58ZM154 60H153V61H154ZM4 61H5V60H4ZM12 61H14V60H12ZM45 61H44V62H45ZM67 61H68V60H67ZM83 61H84V60H83ZM99 61H100V60H99ZM131 61H132V60H131ZM131 61H130V62H131ZM242 61H243V60H242ZM10 62H11V61H10ZM17 62L20 63V61H17ZM44 62H42V63L44 64ZM53 62H54V61H53ZM62 62H63V60H62ZM73 62H74V61H73ZM85 62H86V61H85ZM87 62H88V60H87ZM103 62H104V61H103ZM110 62H111V61H110ZM122 62H123V61H122ZM135 62H136V61H135ZM139 62H140V60L138 61V63H139ZM141 62H142V61H141ZM154 62L156 63V61H154ZM164 62H165V61H164ZM171 62H172V61H171ZM175 62H176V61H175ZM181 62H182V61H181ZM2 63L4 64V62H2ZM47 63H48V62H47ZM49 63H50V62H49ZM54 63H55V62H54ZM63 63H65V61H64ZM83 63H84V62H83ZM108 63H109V61L107 62V64H108ZM127 63H128V62H127ZM136 63H137V62H136ZM147 63H148V62H147ZM172 63H173V62H172ZM178 63H179V61H178ZM241 63H242V62H241ZM45 64H46V63H45ZM45 64H44V67H46ZM50 64H51V63H50ZM52 64H53V63H52ZM68 64H69V63H68ZM70 64H71V63H70ZM77 64H80V63L78 62ZM89 64H90V62H89ZM92 64H93V62H92ZM107 64L105 65V67L107 66ZM111 64H112V63H111ZM122 64H123V63H122ZM140 64H141V63H140ZM143 64H144V63H143ZM212 64H213V63H212ZM27 65H28V64H27ZM30 65H31V64H30ZM56 65H57V64H56ZM60 65H62V64H60ZM63 65H64V64H63ZM65 65H67V64H65ZM65 65H64V66H65ZM82 65H83V64H82ZM85 65H86V63H85L83 66H84V67L88 66V63H87L86 66H85ZM90 65H91V64H90ZM101 65H102V64H101ZM101 65H99V66H101ZM103 65H104V64H103ZM136 65H137V64H136ZM147 65H148V64H147ZM173 65H174V63H173ZM213 65H214V64H213ZM3 66H4V65H3ZM3 66H2V68H3ZM6 66H7V65H6ZM9 66H10V65H9ZM19 66H20V64H19ZM51 66H54V65H50L49 67H51ZM64 66H63V67H64ZM67 66H68V65H67ZM96 66H97V65H96ZM112 66H114V65H112ZM123 66H124V65H123ZM123 66H122V67H123ZM138 66H139V65H138ZM138 66H137V69L139 70V67H140L141 65H140L139 67H138ZM154 66H155V64H154ZM161 66H162V64H161ZM166 66H167V65H166ZM166 66H165V67H166ZM35 67H36V65H35ZM35 67H34V68H35ZM42 67H43V65H42ZM54 67H55V66H54ZM57 67H58V66H57ZM75 67H77V66H75ZM75 67H74V68H75ZM84 67H83V68H84ZM88 67H89V66H88ZM107 67H108V66H107ZM119 67H120V66H119ZM125 67H126V66H125ZM130 67H131V66H130ZM168 67L171 68V66H168ZM172 67H173V66H172ZM177 67H178V65H177ZM8 68H9V67H8ZM12 68H13V67H12ZM34 68H33V69H34ZM37 68H38V67H37ZM51 68H53V67H51ZM65 68H66V66H65ZM79 68H81L80 65H79L78 69H79ZM95 68H96V67H95ZM102 68H103V67H102ZM116 68H118V67H116ZM127 68H128V66L126 67V69H127ZM140 68H141V67H140ZM162 68H163V67H162ZM183 68H184V67H182V71H183ZM189 68H190V67H189ZM194 68H195V67H194ZM6 69H7V67H6ZM13 69H15V66H14ZM49 69H50V68H49ZM57 69H58V68H57ZM87 69H88V68H87ZM92 69H93V68H92ZM124 69H125V68H124ZM124 69H123V70H124ZM147 69H148V68H147ZM149 69L151 70V68H149ZM152 69H154V68H152ZM160 69H161V68H160ZM163 69H164V68H163ZM167 69H168V68H167ZM171 69H172V68H171ZM177 69H179V68H177ZM8 70H10V69H8ZM36 70H37V69H36ZM47 70H48V69H47ZM58 70H60V69H58ZM71 70H72V69H71ZM85 70H86V69L84 68V71H85ZM100 70H101V69H100ZM113 70H117V69H113ZM128 70H129V68H128ZM128 70H127V71H128ZM142 70H143V69H142ZM150 70H149V72H150ZM168 70H169V69H168ZM185 70H186V69H185ZM187 70H188V69H187ZM34 71H35V70H34ZM53 71H54V70H53ZM62 71H63V70H62ZM88 71H89V70H88ZM90 71L92 72V70H90ZM94 71H95V70H94ZM117 71H118V70H117ZM121 71H122V70H121ZM121 71H120V72H121ZM127 71H126V72H127ZM143 71H144V70H143ZM151 71H153V70H151ZM160 71H161V70H160ZM174 71H175V70H173V72H174ZM189 71H190V69H189ZM20 72H21V71H20ZM20 72H19V73H20ZM44 72H45V71H43V73H44ZM100 72H101V71H100ZM105 72H107V71H105ZM112 72H114V71H112ZM135 72H136V71H135ZM146 72H147V70H146L144 73H146ZM158 72H159V71H158ZM11 73H13V72H11ZM40 73H42V71H40ZM50 73L53 74V72H51V70H50ZM77 73H78V71H77ZM93 73H94V72H93ZM102 73L104 74V71H103ZM127 73H128V72H127ZM129 73H130V72H129ZM129 73H128V74H129ZM137 73H138V71H137ZM137 73H136V74H137ZM141 73H142V72H141ZM151 73H152V72H151ZM151 73H149V76H151V78H152V74H151ZM153 73H154V72H153ZM168 73H169V71H168ZM179 73H180V72H179ZM184 73H186V72L184 71ZM184 73H183V74H184ZM30 74H31V73H30ZM52 74H51V75H52ZM59 74H60V73H59ZM71 74H72V72H71ZM84 74H85V73H84ZM90 74H92V73H90ZM103 74H102V75H103ZM108 74H109V72H108ZM110 74H111V73H110ZM158 74H159V73H158ZM39 75H40V74H39ZM47 75H48V73H47ZM51 75H50V76H51ZM74 75H76V74H74ZM93 75H94V74H93ZM100 75H101V74H100ZM117 75H118V74H117ZM120 75H121V73H120ZM120 75H119V76H120ZM140 75H141V74H140ZM143 75H144V74H143ZM146 75L148 76V74H146ZM161 75H163L162 72H161ZM161 75H159V76H161ZM172 75H173V74H172ZM185 75H186V74H185ZM189 75H191V73H190ZM208 75H210V74H208ZM48 76H49V75H48ZM53 76H54V75H53ZM56 76H57V75H56ZM84 76H85V75H84ZM86 76H87V73H86ZM86 76H85V77H86ZM90 76H91V75H90ZM107 76H108V75H107ZM115 76H116V75H115ZM121 76H122V75H121ZM168 76H169V75H168ZM183 76H184V75H183ZM187 76H188V75H187ZM194 76H195V75H194ZM205 76L207 77V74H206ZM13 77H14V76H13ZM18 77H19V76H18ZM57 77H58V76H57ZM60 77H61V75H60ZM64 77H65V76H64ZM66 77H67V76H66ZM66 77H65V78H66ZM76 77H77V76H76ZM91 77H92V76H91ZM93 77H94V76H93ZM93 77H92V78H93ZM96 77H97V76H96ZM100 77H101V76H100ZM126 77H127V75H126ZM129 77H130V76H129ZM166 77H167V75H166ZM195 77H196V76H195ZM201 77H202V76H201ZM211 77H212V76H211ZM27 78H28V77H27ZM27 78H26V79H27ZM31 78H33V77H31ZM54 78H55V77H54ZM54 78H53V79H54ZM70 78H71V77H70ZM97 78H98V77H97ZM135 78H136V77H135ZM148 78H149V77H148ZM154 78H157V77H154ZM163 78H164V77H163ZM167 78H168V77H167ZM36 79H37V78H35V80H36ZM73 79H74V78H73ZM82 79H84V78H82ZM94 79H95V77H94ZM126 79H127V78H126ZM132 79H133V78H132ZM143 79H145V78H143ZM165 79H166V78H165ZM170 79H171V78H170ZM176 79L178 80L177 77H176ZM184 79H185V77H184ZM198 79H199V78H198ZM202 79H203V78H202ZM207 79H208V78H207ZM35 80H34V81H35ZM66 80H67V78H66ZM68 80H69V79H68ZM75 80H76V79H75ZM77 80H78V79H77ZM77 80H76V82H77ZM116 80H117V79H116ZM128 80H129V79H128ZM137 80H138V79H137ZM148 80H149V79H148ZM161 80H162V79H161ZM193 80H195V79H192V81H193ZM199 80H200V79H199ZM28 81H29V80H28ZM50 81H51V80H50ZM90 81H91V80H90ZM94 81H95V80H94ZM118 81H119V80H118ZM122 81H123V80H122ZM134 81H135V80H134ZM143 81H144V80H143ZM156 81H157V80H156ZM164 81H165V80H164ZM169 81H170V80H169ZM169 81H167V82H169ZM188 81H189V78H188ZM190 81H191V80H190ZM19 82H20V81H19ZM67 82H68V81H67ZM86 82H87V81H86ZM92 82H93V80H92ZM108 82H110V81H108ZM120 82H121V81H120ZM138 82H139V81H138ZM146 82H148V81L146 80ZM150 82H151V81H149V83H150ZM28 83L30 84V82H28ZM33 83H34V82H33ZM50 83H51V82H50ZM57 83H58V82H57ZM57 83H54V82H53L54 85L57 84ZM65 83H66V82H65ZM65 83H64V84H65ZM72 83H73V81H72L70 84H72ZM77 83H78V82H77ZM89 83H90V82H88V84H89ZM126 83H127V82H126ZM149 83H147V84L150 85ZM151 83H152V82H151ZM155 83H156V82H154V84H155ZM162 83H163V82H162ZM169 83H170V82H169ZM187 83L189 84V82H187ZM8 84H9V83H8ZM38 84H39V83H38ZM88 84H86V85H88ZM94 84H95V86H96V82H95ZM101 84H102V83H101ZM127 84H128V83H127ZM132 84H134V83H132ZM147 84L145 85L146 87H147ZM6 85H7V84H6ZM33 85L35 86V84H33ZM44 85H45V83H44ZM46 85H47V83H46ZM58 85H60V84L58 83ZM74 85H75V84L73 83V84H72L73 89H74ZM78 85H79V84H78ZM156 85H157V84H156ZM191 85H192V83H190V86H191ZM193 85H194V84H193ZM193 85H192V86H193ZM52 86H53V85H52ZM60 86H61V85H60ZM60 86H58V87H60ZM67 86H69V85H67ZM88 86H89V85H88ZM93 86H94V85H93ZM105 86H106V85H105ZM125 86H126V85H125ZM6 87H7V86H6ZM15 87H17V86L15 85ZM25 87H26V86H25ZM36 87H37V86H36ZM36 87H35V88H36ZM39 87H40V86H38L36 89H38ZM41 87H42V85H41ZM41 87H40V88H41ZM56 87H57V86H56ZM77 87H78V86H77ZM97 87H98V86H97ZM146 87H144V88H146ZM152 87H155V86H152ZM152 87H151V88H152ZM186 87H187V86H185V88H186ZM27 88H28V87H27ZM27 88H26V89H27ZM33 88H34V87H33ZM49 88H50V86H49ZM49 88H48V89H49ZM66 88H67V87H66ZM88 88H89V87H87V90H88ZM95 88H96V87H95ZM104 88H105V87H104ZM126 88H127V87H126ZM129 88H130V87H129ZM57 89H58V88H57ZM57 89H56V90H57ZM68 89H69V87H68ZM68 89H66V91L69 92ZM105 89H106V88H105ZM124 89H125V88H124ZM127 89H128V88H127ZM152 89H153V88H152ZM177 89H178V88H177ZM183 89H184V87H183ZM33 90H35V89H33ZM33 90H31V91H33ZM44 90H45V88H44ZM56 90H55V91H56ZM77 90H81V89L78 87ZM77 90H75V91H77ZM90 90H91V89H90ZM97 90H98V89H97ZM100 90H101V89H100ZM106 90H107V89H106ZM154 90H155V89H154ZM163 90H164V89H163ZM168 90H169V89H168ZM187 90H188V89H187ZM6 91H8V88H6ZM12 91H13V90H12ZM16 91H17V90H16ZM31 91H30V92H31ZM37 91H38V90H35V92H37ZM59 91H60V90H59ZM59 91H58V92H59ZM83 91H84V89H83ZM107 91H109V90H107ZM8 92H9V91H8ZM26 92H28V91H26ZM77 92H78V91H77ZM80 92H81V91H80ZM85 92H86V90H85ZM88 92H89V91H88ZM99 92H100V91H99ZM131 92H133V91H130V93H131ZM161 92H162V90H161ZM182 92H184V90H183ZM10 93H11V92H10ZM13 93L15 94V91H13ZM37 93H38V92H37ZM44 93H45V92H44ZM90 93H91V92H90ZM95 93H96V92H95ZM95 93L93 92V94H95ZM100 93H101V92H100ZM115 93H116V92H115ZM121 93H122V92H121ZM127 93H128V92H127ZM135 93H136V92H135ZM143 93H144V92H143ZM147 93H148V92H147ZM152 93H153V92H152ZM169 93H170V92H169ZM22 94H25V93L22 92ZM33 94H34V93H33ZM33 94H32V96H33ZM56 94H57V93H56ZM60 94H61V93H60ZM64 94H65V93H64ZM64 94H63V96H65ZM67 94H68V93H67ZM73 94H74V93H72V95H70V97L73 96ZM105 94H106V91H105V93H104V96H105ZM110 94H111V93H110ZM131 94H132V93H131ZM141 94H142V93H141ZM144 94H145V93H144ZM167 94H168V93H167ZM15 95H16V94H15ZM61 95H62V94H61ZM78 95H79V92H78ZM106 95H107V94H106ZM111 95H112V94H111ZM123 95H124V94H123ZM123 95H122L121 97H123ZM133 95H134V94H133ZM147 95H148V94H146V96H147ZM153 95H154V94H153ZM160 95H161V94H160ZM13 96H14V95H13ZM21 96H22V95H21ZM55 96H56V95H55ZM74 96H76V95H74ZM81 96H82V94H81ZM86 96H87V95H86ZM109 96H110V95H109ZM127 96H129V95H127ZM137 96H138V95H137ZM137 96H136V97H137ZM154 96H155V95H154ZM39 97H41V96L39 95ZM58 97H59V96H58ZM92 97H93V96H92ZM92 97H88V98H92ZM98 97H99V96H98ZM98 97H97V99H98ZM136 97H134V99H135ZM147 97H148V96H147ZM191 97H192V96H191ZM14 98H15V97H13V99H14ZM17 98H18V97H17ZM19 98H20V97H19ZM35 98H36V97H35ZM77 98H78V97H77ZM80 98H81V97H79V99H80ZM88 98H86V99L88 100ZM99 98H100V97H99ZM107 98H108V96H107ZM110 98H111V97H110ZM118 98H119V97H118ZM124 98H125V97H124ZM127 98H128V97H127ZM139 98H140V97H139ZM145 98H146V97H145ZM158 98H159V97H158ZM31 99H32V98H29V100H31ZM53 99H54V98H53ZM60 99H61V101H62L63 97H61ZM79 99H78V100H79ZM81 99H85L84 96H83V98H81ZM101 99H102V98H101ZM105 99H106V98H105ZM119 99H120V98H119ZM121 99H123V98H121ZM134 99H131V100H134ZM146 99L149 100V97L146 98ZM183 99H184V98H183ZM17 100H18V99H17ZM19 100H20V99H19ZM36 100H37V99H36ZM74 100H75V99H74ZM94 100H95V99H94ZM103 100H104V99H103ZM140 100H141V99H140ZM147 100H146V101H147ZM156 100H158V99L156 98ZM159 100H161V99H159ZM191 100H193V99H191ZM14 101H15V100H14ZM44 101H45V99H44ZM44 101H43V102H44ZM69 101H70V98H69ZM71 101H72V100H71ZM95 101H96V100H95ZM117 101H119V100H117ZM117 101H115V104L117 103ZM136 101H137V100H136ZM143 101H144V99H143ZM182 101L184 102V100H182ZM189 101H190V100H189ZM17 102H18V101H17ZM19 102H20V101H19ZM28 102H29V101H28ZM38 102H39V101H38ZM58 102H60V101L58 100ZM58 102H57V103H58ZM63 102H64V101H62V105H63ZM72 102H74V101H72ZM84 102H86V101H84ZM88 102H89V101H88ZM102 102H103V101H102ZM124 102H125V101H124ZM130 102H131V101H130ZM147 102H149V101H147ZM155 102H156V101H155ZM157 102H158V101H157ZM165 102H166V101H165ZM165 102H164V103H165ZM186 102H187V101H186ZM186 102H185V103H186ZM2 103H3V102H2ZM29 103H32V100H31V102H29ZM34 103H35V102H34ZM66 103H67V102H66ZM70 103H71V102H70ZM78 103H80V102L78 101ZM78 103H77V104H78ZM92 103H93V102H92ZM137 103H138V101H137ZM175 103H176V102H175ZM209 103H210V102H209ZM13 104H14V103H13ZM35 104H36V103H35ZM58 104H60V103H58ZM77 104H76V105H77ZM86 104H87V103H86ZM86 104H85V105H86ZM101 104H102V103H101ZM109 104H110V103H109ZM115 104H113V105H115ZM121 104H122V101H121ZM127 104H128V103H127ZM129 104H130V103H129ZM133 104H134V103H133ZM140 104H141V103H140ZM153 104H154V103H153ZM180 104H181V103H180ZM15 105H16V104H15ZM31 105H32V104H30L29 106H31ZM37 105H39V104H37ZM40 105H41V107H42V105H44V104H41V103H40ZM60 105H61V104H60ZM91 105H92V104H90V106H91ZM113 105H112V106H113ZM158 105H159V104H158ZM166 105H167V104H166ZM22 106H23V105H22ZM44 106H45V105H44ZM56 106H57V105H56ZM70 106H71V105H70ZM70 106H69V107H70ZM72 106H73V105H72ZM72 106H71V107H72ZM77 106H78V105H77ZM99 106H100V105H99ZM101 106H102V105H101ZM112 106H111V107H112ZM121 106H122V105H121ZM121 106H120V107H121ZM135 106H136V105H135ZM205 106L208 108V105H205ZM210 106H211V105H210ZM0 107H1V106H0ZM3 107H4V106H3ZM32 107H33V106H32ZM45 107H46V106H45ZM59 107H60V109H61V106H59ZM63 107H64V106H63ZM67 107H68V105H67ZM118 107H119V106H118ZM127 107H128V106H127ZM127 107H126V109H127ZM130 107H131V105H130ZM149 107H150V105H149ZM151 107H152V106H151ZM155 107H157V105H156ZM155 107H154V108H155ZM9 108H10V107H9ZM39 108H40V107H39ZM43 108H44V107H43ZM75 108H76V107H75ZM75 108H74V110H75ZM77 108H78V107H77ZM94 108H95V107H94ZM107 108H108V107H107ZM112 108H113V107H112ZM135 108H137V107H135ZM160 108H161V107H160ZM180 108H182L181 105H180ZM229 108H230V107H229ZM10 109H11V108H10ZM10 109H8V110H10ZM14 109H15V108H14ZM27 109H29V107H28ZM37 109H38V108H37ZM37 109H36V110H37ZM64 109H65V108H64ZM71 109H73V108H71ZM78 109H79V108H78ZM82 109H84V108L81 107V111H83ZM88 109H90V108H88ZM133 109H134V108H133ZM148 109H150V108H148ZM12 110H13V109H12ZM24 110H25V109H24ZM41 110H42V109H41ZM62 110H63V109H62ZM90 110H91V109H90ZM103 110H104V108H103ZM103 110L101 109L100 112H101V111L103 112ZM108 110H109V109H108ZM113 110H114V109H113ZM119 110H121V108H119ZM151 110H153V109H151ZM170 110H171V109H170ZM172 110H173V109H172ZM230 110H231V108H230ZM1 111H2V110H1ZM33 111H34V110H33ZM56 111H57V110H56ZM58 111H60V110H58ZM63 111H64V110H63ZM68 111H69V110H68ZM104 111H105V110H104ZM148 111H149V110H148ZM8 112H9V111H8ZM11 112H12V111H11ZM14 112H15V111H14ZM21 112H22V110H21ZM35 112H36V111H35ZM41 112H42V111H41ZM50 112H52V111H50ZM54 112H55V111H54ZM65 112H66V109H65ZM71 112H72V110H71ZM71 112H70V113H71ZM88 112H89V111H88ZM88 112H87V114L90 113V112H89V113H88ZM62 113H63V112H62ZM114 113H115V112H114ZM116 113H117V112H116ZM116 113H115L114 115H116ZM137 113H138V112H137ZM137 113H136V114H137ZM145 113H146V112H145ZM181 113H182V112H181ZM211 113H212V110H211ZM11 114L15 115L14 113H11ZM35 114H36V113H35ZM42 114H43V113H41V116H42ZM49 114H50V113H49ZM68 114H69V113H68ZM68 114H67V115H68ZM72 114H73V113H72ZM75 114H76V111H75ZM87 114H86V115H87ZM90 114H91V113H90ZM94 114H95V113H94ZM96 114H99V113L96 112ZM2 115H3V114H2ZM9 115H10V114H9ZM37 115H38V113H37ZM37 115H36L35 117H37ZM51 115H52V114H51ZM55 115H56V114L54 113L53 116H55ZM62 115H63V114H62ZM67 115H66V117H67ZM83 115H84V114H83ZM91 115H92V114H91ZM104 115H105V114H104ZM118 115H119V112H118ZM139 115H140V114H139ZM145 115H147V114H145ZM6 116H8V115L6 114ZM25 116H26V114H25ZM25 116H23V117H21V118L24 119ZM32 116H33V114H32ZM39 116H40V114H39ZM39 116H38V118H39ZM43 116H44V115H43ZM43 116H42V117H43ZM45 116H46V114H45ZM49 116H50V115H49ZM58 116H59V115H58ZM64 116H65V115H64ZM68 116H69V115H68ZM74 116H76V115H74ZM78 116H79V114H78ZM108 116H109V115H108ZM1 117H3V116H1ZM12 117H13V116H12ZM82 117H84V116H82ZM86 117H87V116H86ZM89 117H90V116H89ZM92 117H93V116H92ZM103 117H105V116H103ZM111 117H112V116H111ZM111 117H110V118H111ZM124 117H125V116H124ZM143 117H144V116H143ZM208 117H209V116H208ZM19 118H20V117H19ZM25 118H26V117H25ZM40 118H41V117H40ZM46 118H48V117H46ZM50 118H51V117H50ZM56 118H57V117H56ZM56 118H55V119H56ZM73 118H74V117H73ZM73 118H72V119H73ZM77 118H78V117H76V120H77ZM98 118H99V117H98ZM115 118H116V116H115ZM119 118H120V117H119ZM121 118H122V117H121ZM3 119H4V117H3ZM31 119H32V118H31ZM60 119H64V118H62V116H61ZM66 119H67V118H66ZM78 119H80V118H78ZM96 119H97V118H96ZM103 119H104V118H103ZM116 119H117V118H116ZM208 119H209V121H210V118H208ZM208 119H207V120H208ZM0 120H1V119H0ZM10 120H11V119H10ZM35 120H36V119H35ZM45 120L47 121L48 119H45ZM64 120H65V119H64ZM64 120H63V121H64ZM68 120H69V118H68ZM68 120H67V121H68ZM76 120H75V121H76ZM81 120H82V119H81ZM81 120H80V121H81ZM91 120H92V119H90V121H91ZM101 120H102V117H101ZM26 121H27V119H26ZM36 121H37V120H36ZM39 121H40V119H39ZM77 121H78V120H77ZM77 121H76V122H77ZM80 121H78V124H80ZM114 121H115V120H114ZM114 121H113V123H114ZM209 121L206 122V125H207V123H208ZM0 122H1V121H0ZM12 122H13V121H12ZM12 122H10V126H11V123H12ZM16 122H18V121H16ZM41 122H42V124H43L44 120H43V121L41 120ZM41 122H39V125H40ZM47 122H48V121H47ZM58 122H59V121H58ZM85 122H86V120H85ZM85 122H84V123H85ZM88 122H89V118H88ZM99 122H100V120H99ZM103 122H104V121H103ZM103 122H102V123H103ZM109 122H110V121H109ZM154 122H155V121H154ZM154 122H153V124H154ZM7 123H8V121H7ZM7 123L5 124V126H6V125H9V124H7ZM44 123L46 124V122H44ZM62 123L64 124V122H62ZM70 123H71V122H70ZM73 123H75V122L73 121ZM73 123H72V124H73ZM86 123H87V122H86ZM90 123H91V122H90ZM95 123H96V122H95ZM12 124H13V123H12ZM26 124H27V122H26ZM33 124H34V122H33ZM33 124H32V126H33ZM47 124H48V123H47ZM67 124H68V122H67ZM78 124H76V125H78ZM87 124L89 125V123H87ZM87 124H85L86 127H87ZM91 124H92V123H91ZM100 124H101V123H100ZM151 124H152V123H151ZM153 124H152V125H153ZM2 125H3V124H2ZM13 125H14V124H13ZM22 125H23V124H22ZM27 125H28V124H27ZM27 125H26V126H27ZM55 125H56V124H55ZM55 125H54V126H55ZM80 125H81V124H80ZM92 125H94V124H92ZM136 125H137V124H136ZM19 126H20V125H19ZM32 126H31V127H32ZM54 126H53V128H54ZM83 126H84V124H83ZM146 126L148 127V125H146ZM146 126H145V127H146ZM27 127H28V126H27ZM43 127H44V124H43ZM66 127H67V126H66ZM70 127H71V126H70ZM70 127H68V128L71 130L72 128H70ZM79 127H81V126H79ZM109 127H110V126H109ZM233 127H234V126H233ZM1 128H3V126L0 127V129H1ZM6 128H7V127H6ZM17 128H18V126H17ZM21 128H22V127H21ZM33 128H35V127H33ZM49 128H52V127H49ZM62 128H63V127H62ZM64 128H65V126H64ZM64 128H63V129H64ZM75 128H76V127H75ZM94 128L96 129V125L94 126ZM94 128H90V130H91V129H94ZM98 128H99V125H98ZM133 128H134V127H133ZM150 128H151V127H150ZM154 128H155V124H154ZM157 128H158V126H157ZM212 128H213V127H212ZM235 128H236V126H235ZM23 129H24V128H22V129L19 128V130H17V131H23ZM26 129H27V128H26ZM35 129H36V128H35ZM39 129H41V128H39ZM39 129L37 128L38 131H40ZM63 129H62V130H63ZM65 129H66V128H65ZM77 129H79V128H77ZM83 129H84V128H83ZM83 129L81 128V131H82ZM88 129H89V128H88ZM88 129H87V130H88ZM108 129H109V128H108ZM115 129H116V128H115ZM134 129H135V128H134ZM141 129H143V128H141ZM191 129H192V128H191ZM191 129H190V130H191ZM9 130H10V128H9ZM11 130H13V129H11ZM14 130H16V129L14 128ZM28 130H29V129H28ZM43 130H44V129H43ZM49 130H50V129H49ZM56 130H57V129H56ZM58 130H59V132H60V129H58ZM62 130H61V131H62ZM85 130H86V129H85ZM85 130H84V132H86ZM97 130H98V129H97ZM135 130H136V129H135ZM150 130H151V129H150ZM193 130H194V128H193ZM195 130L198 131V129H195ZM212 130H213V129H212ZM231 130H232V128H231ZM233 130H234V129H233ZM239 130H240V129H239ZM7 131H8V130H7ZM33 131H34V130H33ZM38 131H37V132H38ZM47 131H48V130H46V131L44 130V132H47ZM63 131H64V130H63ZM77 131H78V130H77ZM81 131H79V132H81ZM92 131H93V130H92ZM101 131H102V130H99V133H100ZM104 131H105V130H104ZM104 131L101 132L100 134L105 133ZM113 131H114V130H113ZM151 131H152V130H151ZM169 131H170V130H169ZM182 131H183V130H182ZM202 131H203V130H202ZM202 131H201V132H202ZM5 132H6V131H5ZM37 132H36V135L38 136L39 134H37ZM50 132H51V131H50ZM65 132H66V130H65ZM88 132H89V130H88ZM90 132H91V131H90ZM107 132H109V130H107ZM183 132H184V131H183ZM192 132H193V131H192ZM192 132H191V134H192ZM213 132H214V130H213ZM10 133H11V132H10ZM20 133H21V132H20ZM30 133H32V132H30ZM53 133H54V131H53ZM56 133H57V134H56L55 136H54L52 133H50V135H52V137H53V136L56 137V136L59 134L58 132H56ZM75 133H76V132H75ZM111 133L113 134V132H111ZM181 133H182V132H181ZM181 133H180V134H181ZM202 133H203V132H202ZM236 133H237V132H236ZM3 134H4V133H3ZM3 134H2V135H3ZM11 134H12V133H11ZM11 134H10V135H11ZM21 134H23V133H21ZM21 134H17V135H21ZM40 134H41V133H40ZM54 134H55V133H54ZM61 134H62V133H61ZM77 134H78V133H76V135H77ZM85 134H86V133H85ZM92 134H93V133H92ZM100 134H99V135H100ZM172 134H173V133H172ZM176 134L178 135L179 132L175 133V135H176ZM194 134H195V131H194ZM217 134H218V133H217ZM220 134H222V133L220 132ZM220 134H219V135H220ZM225 134H226V132H225ZM24 135H26V134H24ZM27 135H28V133H27ZM34 135H35V134H34ZM45 135L48 136V134H45ZM63 135H64V134H63ZM65 135H66V134H65ZM96 135H97V134H96ZM96 135H95V136H96ZM115 135H116V134H115ZM151 135H152V134H151ZM202 135H203V134H202ZM219 135H218V136H219ZM228 135H229V133H228ZM8 136H9V135H7V137H8ZM61 136H62V135H61ZM80 136H81V135H80ZM88 136H89V135H88ZM95 136H94V137H95ZM100 136H101V135H100ZM109 136H110V135H109ZM112 136H113V135H112ZM118 136H119V135H118ZM152 136H153V135H152ZM183 136H184V135H183ZM183 136H182V137H183ZM198 136H199V135H198ZM203 136H204V135H203ZM203 136H202V137H203ZM210 136H211V135H210ZM2 137H3V136H2ZM2 137H1V138H2ZM4 137H5V136H4ZM22 137H23V136H22ZM38 137H39V136H38ZM38 137H37V138H38ZM40 137H41V136H40ZM43 137H44V136H43ZM43 137H42V140H43ZM59 137H60V135H59ZM72 137H73V136H72ZM77 137H78V136H77ZM90 137H93V136H90ZM94 137H93V138H94ZM104 137H105V136H104ZM143 137H145V136H143ZM153 137H154V136H153ZM160 137H161V136H160ZM194 137H195V136H194ZM202 137H201V138H202ZM205 137H206V135H205ZM211 137H212V136H211ZM211 137H208V138L211 139ZM213 137H214V135H213ZM216 137H217V136H216ZM221 137H222V136H221ZM224 137H225V136H224ZM224 137H223V138H224ZM5 138H6V137H5ZM5 138H4V139H5ZM9 138H10V136H9ZM11 138H12V137H11ZM27 138H28V137H27ZM27 138H26V139H27ZM35 138H36V137H35ZM45 138H46V137H45ZM61 138H62V140L64 141L65 137H64V138L61 137ZM68 138H69V137H68ZM68 138H67V136H66V139H68ZM74 138H76L75 135H74ZM78 138H79V137H78ZM82 138H83V137H82ZM82 138H81V139H82ZM84 138H85V137H84ZM93 138H92V139H93ZM96 138H97V137H96ZM108 138H110V137H108ZM111 138H112V137H111ZM118 138H119V137H118ZM124 138H125V136H124ZM141 138H142V137H141ZM141 138H140V139H141ZM157 138H158V137H157ZM157 138H155V139H157ZM177 138H178V137H177ZM179 138H180V136H179ZM179 138H178V139H179ZM183 138H184V137H183ZM188 138H190V137L188 136ZM188 138H187V139H188ZM4 139H3V140H4ZM13 139H14V138H13ZM47 139H49V138L47 137ZM59 139H60V138H59ZM59 139H58V140H59ZM94 139H95V138H94ZM94 139H93V140H94ZM112 139H113V138H112ZM127 139H128V137H127ZM152 139H153V138H152ZM158 139H159V138H158ZM160 139H162V138H160ZM163 139H164V137H163ZM191 139H192V138H191ZM214 139H215V138H214ZM217 139H218V138H217ZM3 140H2V141H3ZM10 140H11V139H10ZM44 140H45V139H44ZM49 140H50V139H49ZM49 140H48V141H49ZM54 140H55V138H54ZM56 140H57V139H56ZM56 140H55V143H56ZM71 140H72V138H71ZM77 140H78V139H77ZM90 140H91V139H90ZM90 140H89V141H90ZM113 140H114V139H113ZM148 140H149V139H148ZM153 140H154V139H153ZM196 140H197V137H196ZM198 140H199V139H198ZM215 140H216V139H215ZM14 141H15V140H14ZM16 141H17V140H16ZM31 141H34V140H31ZM31 141H30L29 143H31ZM37 141H38V140H37ZM39 141H40V140H39ZM45 141H46V143H47V140H45ZM68 141H69V139H68ZM83 141H84V143H85V140H83ZM87 141H88V140H87ZM98 141H100V140H98ZM110 141H111V140H110ZM117 141H118V140H117ZM124 141H125V140H123L122 142H124ZM163 141L165 142L166 140H163ZM187 141H188V140H187ZM199 141H200V140H199ZM218 141H219V140H218ZM223 141H224V140H223ZM223 141H222V143H223ZM4 142H5V141H4ZM27 142H28V141H27ZM27 142H26V144H27ZM43 142H44V141H43ZM52 142H53V141H52ZM71 142H73V141H71ZM90 142H92V141H90ZM104 142H105V141H104ZM114 142H115V141H114ZM140 142H141V141H140ZM145 142H146V141H145ZM193 142H196V141H193ZM193 142H192V143H193ZM197 142H198V141H197ZM212 142H214V141H212ZM220 142H221V141H220ZM0 143H1V142H0ZM6 143H7V142H6ZM9 143H11V142H9ZM16 143H17V142H16ZM19 143H20V142L18 141V144H19ZM41 143H42V141H41ZM50 143H51V142L49 141V144H50ZM55 143H54V144H55ZM62 143H63V142H62ZM77 143H82V142H77ZM77 143H76V144H77ZM88 143H89V142H88ZM93 143H96V142L93 141ZM110 143H111V142H110ZM116 143H117V142H116ZM129 143H132V142H129ZM138 143H139V142H138ZM150 143H151V142H150ZM154 143H156V142H154ZM157 143H158V141H157ZM157 143H156V144H157ZM184 143H185V141H184ZM206 143H207V142H206ZM216 143H217V142H216ZM216 143H215V144H216ZM11 144H12V143H11ZM18 144H17V145H18ZM31 144H32V143H31ZM66 144H67V143H66ZM66 144H65V145H66ZM90 144H91V143H90ZM97 144H98V143H97ZM103 144H104V143H103ZM142 144H143V143L141 142V146H142ZM170 144H171V143H170ZM179 144H180V143H179ZM179 144H178V145H179ZM195 144L197 145V143H195ZM219 144H221V143H218V145H219ZM223 144H226V143L224 142ZM3 145H4V144H3ZM8 145H9V144H7V146H8ZM17 145H16V146H17ZM19 145L22 146V144H19ZM24 145H25V144H24ZM56 145H57V144H56ZM80 145H81V144H80ZM87 145H88V144H87ZM143 145H144V144H143ZM145 145H146V144H145ZM171 145L173 146V144H171ZM171 145H170V146H171ZM189 145H190V144H189ZM0 146H1V145H0ZM32 146H33V144H32ZM32 146H31V147H32ZM37 146H38V144H37ZM43 146H44V145H43ZM52 146H53V143H52ZM54 146H55V145H54ZM57 146H59V143H58ZM61 146H62V145H61ZM63 146H64V144H63ZM72 146H73V145H72ZM77 146H79V145H77ZM77 146H76V147H77ZM89 146H90V145H88V147H89ZM97 146H98V145H97ZM103 146H104V145H103ZM123 146H124V145H123ZM138 146H140V145H138ZM138 146H137V147H138ZM152 146L154 147L153 143H152ZM159 146H160V142H159ZM159 146H158V144H157V146H155L156 149H159ZM163 146H164V145H163ZM163 146H161L160 149H161V151L166 152V147H165V146L163 147ZM172 146H171V147H172ZM182 146H183V145H182ZM182 146H181V147H182ZM198 146H199V145H198ZM198 146H197V148H199ZM210 146H211V145H210ZM223 146H224V145H223ZM223 146H221L220 149H222ZM94 147H96L95 144H94ZM99 147H100V146H99ZM145 147H146V146H145ZM157 147H158V148H157ZM173 147H174V146H173ZM173 147H172V148H173ZM187 147H188V145H187L185 148H187ZM190 147H191V146H190ZM200 147H201V146H200ZM202 147H203V146H202ZM213 147H214V146H213ZM3 148H4V147H3ZM5 148H6V147H5ZM17 148H18V147H17ZM17 148H16V149H17ZM26 148H27V147H26ZM44 148H45V147H44ZM46 148H47V145H46ZM46 148H45V149H46ZM53 148H54V147H53ZM78 148H79V147H78ZM78 148H77V149H78ZM83 148H84V150H89L88 148L85 149L86 147H83ZM89 148H90V147H89ZM92 148H93V147H92ZM102 148H103V147H102ZM146 148H148V147H146ZM195 148H196V147H195ZM197 148H196V149H197ZM211 148H212V147H211ZM6 149H7V148H6ZM10 149H11V147L9 148V153H10V154L8 155L9 157H10V155H13V154H11ZM31 149H32V148H30V150H31ZM49 149H52V148H51V145H50V148H49ZM61 149H62V148H61ZM67 149H68V148H67ZM80 149H81V148H80ZM107 149H108V147H107ZM109 149H110V148H109ZM139 149H140V148H139ZM152 149L154 150V148H152ZM152 149L150 148V151H151ZM177 149H178V148H177ZM177 149H176V150H177ZM180 149H181V148H180ZM200 149H201V148H200ZM213 149H214V148H213ZM217 149H218V148H217ZM22 150H23V149H22ZM25 150H26V149H25ZM37 150H38V149H37ZM75 150H76V149H75ZM75 150H74V151H75ZM102 150H103V149H102ZM115 150H116V149H115ZM126 150H127V149H126ZM126 150H124V151H126ZM171 150H172V149H171ZM173 150H174V149H173ZM1 151H2V148H1ZM19 151L21 152V150H19ZM26 151L30 152L28 149H27ZM31 151H32V150H31ZM47 151H48V150H47ZM47 151H46V152H47ZM53 151H54V149H53ZM53 151H52V153H53ZM55 151H56V150H55ZM74 151H73V152H74ZM76 151H77V150H76ZM79 151H82V150H79ZM79 151H78V152H79ZM119 151H120V150H119ZM159 151H160V150H159ZM221 151H223V150H221ZM3 152H4V151H3ZM3 152H0V155H1V153L3 154ZM16 152H17V150H16ZM16 152H15V153H16ZM46 152H45V154H46ZM56 152H57V151H56ZM59 152H61V150H60ZM64 152H65V151H64ZM66 152H67V151H66ZM69 152H70V151H69ZM84 152H87V151H83V153H84ZM97 152H98V151H97ZM106 152H107V151H106ZM114 152H115V151H114ZM114 152H113V153H114ZM147 152H148V151H147ZM152 152H153V151H152ZM154 152H155V151H154ZM163 152H162V153H163ZM175 152H176V151H175ZM179 152H180V151H179ZM194 152H195V151H193L192 153H194ZM201 152H202V151H201ZM206 152H207V151H206ZM223 152H224V151H223ZM23 153H24V151H23ZM23 153H22V154H23ZM32 153H34V151H33ZM36 153H37V152H36ZM49 153H50V155H52L51 152H49ZM76 153H77V152H76ZM87 153H88V152H87ZM90 153H91V152H90ZM93 153H94V152H93ZM134 153H135V151H134ZM140 153H141V152H140ZM144 153H145V152H144ZM144 153H143V154H144ZM148 153H149V152H148ZM167 153H168V152H167ZM203 153H204V150H203ZM221 153H222V152H221ZM224 153H225V152H224ZM7 154H8V153H7ZM19 154H20V153H18V155H16V156L19 157ZM34 154H35V153H34ZM34 154H33V155H34ZM62 154H63V153H62ZM66 154H67V153H66ZM72 154H73V153H72ZM77 154H78V153H77ZM91 154H92V153H91ZM98 154H99V153H98ZM118 154H119V153H118ZM118 154H117V155H118ZM217 154H220V152L217 153ZM36 155H37V154H36ZM63 155H65V154H63ZM73 155H74V154H73ZM73 155H72V156H73ZM112 155H113V154H112ZM117 155H116V156H117ZM135 155H136V153H135ZM146 155H147V154H146ZM149 155H150V154H149ZM179 155H181V154H179ZM182 155H183V154H182ZM220 155H221V154H220ZM220 155H219V156H220ZM225 155H226V154H225ZM5 156H6V155H5ZM59 156L62 157L61 154H60ZM82 156H84V155H82ZM127 156H128V155H127ZM129 156H130V155H129ZM147 156H148V155H147ZM165 156H166V155H165ZM188 156H189V155H188ZM206 156H208V155H206ZM210 156H211V155H210ZM214 156H215V155H214ZM219 156H218V157H219ZM22 157H23V155H22ZM22 157H21V158H22ZM37 157H38V155H37ZM40 157H41V156L39 155L38 159H39ZM47 157H48V156H47ZM52 157H53V156H52ZM52 157H51V159L54 160ZM57 157H58V156H57ZM57 157H56V158H57ZM75 157H76V159L79 160V156H76V155H75ZM75 157H74V158H75ZM77 157H78V158H77ZM92 157H93V156H92ZM112 157H113V156H112ZM141 157H142V156H141ZM180 157H181V156H180ZM180 157H179V158H180ZM182 157H183V156H182ZM189 157H190V156H189ZM189 157L187 158L188 160L190 159ZM208 157H209V156H208ZM224 157H225V156H224ZM7 158H8V157H7ZM12 158H14V157H12ZM12 158H11V159H12ZM16 158H17V157H16ZM24 158H25V156H24ZM41 158H42V157H41ZM43 158H44V157H43ZM56 158H55V160H56ZM62 158H63V157H62ZM67 158H68V157H67ZM71 158H72V157H70V159H71ZM74 158H73V159H74ZM96 158H97V155H96ZM115 158L117 159V157H115ZM124 158H125V157H124ZM142 158H143V157H142ZM156 158H157V157H156ZM168 158H170V157H168ZM194 158H195V157H194ZM194 158H193V159H194ZM210 158H212V156H211ZM210 158H209V159H210ZM221 158H222V156H221ZM14 159H15V158H14ZM18 159H20V158H18ZM27 159H28V158H27ZM46 159H47V158H46ZM59 159H60V158H59ZM81 159H82V158H80V160H81ZM83 159H84V158H83ZM89 159H90V157H89L88 159H86V160H89ZM93 159H94V158H93ZM127 159H128V158H127ZM151 159H152V158H151ZM158 159H159V158H158ZM181 159H182V158H181ZM219 159H220V158H219ZM223 159H224V158H223ZM228 159H229V158H228ZM2 160H3V159H2ZM15 160H16V159H15ZM20 160H21V159H20ZM28 160H29V159H28ZM28 160H27V161H28ZM55 160H54V161H55ZM90 160H91V159H90ZM90 160H89V161H90ZM96 160H97V159H96ZM114 160H115V159H114ZM118 160H119V159H118ZM129 160H130V158H129ZM134 160H135V159H134ZM138 160H139V159H138ZM172 160H173V159H172ZM172 160H171V161H172ZM176 160H177V159H175L174 162H176ZM190 160H191V159H190ZM211 160H212V159H211ZM214 160H215V159H214ZM7 161H8V160H7ZM9 161H11V160H9ZM9 161H8V162H9ZM17 161H18V160H17ZM25 161H26V160H25ZM27 161H26L25 163H27ZM31 161H32V160H31ZM31 161H30V162H31ZM37 161H38V160H37ZM45 161H46V160H45ZM45 161H43V162H45ZM54 161H53V162H54ZM65 161H66V160H65ZM92 161H93V160H92ZM92 161H91V162H92ZM115 161H116V160H115ZM122 161H123V160H122ZM130 161H131V160H130ZM154 161H156L155 158H154ZM158 161H159V160H158ZM165 161H166V160H165ZM195 161H196V159H195ZM200 161H201V160H200ZM206 161H208V160L206 159ZM216 161H219V160H216ZM8 162H6V163H7V164H10V163H8ZM30 162H29V163H30ZM33 162H34V161H33ZM39 162H40V161H39ZM41 162H42V161H41ZM53 162H52V163H53ZM76 162H77V161H76ZM116 162H117V161H116ZM118 162H119V161H118ZM138 162H139V161H138ZM181 162H182V160H181ZM186 162H187V161H186ZM213 162H214V161H213ZM47 163H48V162H47ZM58 163H60L59 160H58ZM84 163H85V160H84ZM93 163H94V162H93ZM93 163H92V164H93ZM96 163H98V162L96 161ZM143 163H144V162H143ZM152 163H153V161H152ZM203 163L205 164V162H203ZM203 163H200V164L202 165ZM207 163H209V162H207ZM207 163H206V164H207ZM215 163L217 164V162H215ZM34 164H37V163H34ZM38 164H39V163H38ZM40 164H41V163H40ZM43 164H44V163H43ZM56 164H57V163H56ZM56 164H55V165H56ZM64 164H65V163H64ZM77 164H78V163H77ZM82 164H83V163H82ZM94 164H95V163H94ZM98 164H99V163H98ZM123 164H124V163H123ZM133 164H134V163H133ZM135 164H136V163H135ZM146 164H147V163H146ZM146 164H145V165H146ZM175 164H176V163H175ZM206 164H205V165H206ZM228 164H229V162H228ZM5 165H6V164H5ZM23 165L26 166V164H23ZM23 165H22V166H23ZM46 165H47V164H46ZM50 165H51V164H50ZM52 165H54V164H52ZM57 165H58V164H57ZM60 165H61V163H60ZM65 165H66V164H65ZM99 165H100V164H99ZM112 165H113V164H112ZM161 165H163V163H161ZM187 165H188V164H187ZM196 165H197V164H196ZM201 165H200V166H201ZM10 166H11V165H10ZM18 166H19V165H18ZM35 166H36V165H35ZM35 166H34V167H35ZM44 166H45V165H44ZM48 166H49V165H47L46 167L48 168ZM79 166H80V164H79ZM90 166H91V165H90ZM95 166H98V165L95 164ZM95 166H94V167H95ZM103 166H104V165H103ZM131 166H132V165H131ZM150 166H151V165H150ZM155 166H156V164H155ZM159 166H160V165H159ZM159 166H158V167H159ZM177 166H178V165H177ZM5 167H6V166H5ZM28 167H30V166H28ZM32 167H33V166H32ZM34 167H33V168H34ZM40 167H41V165H40ZM46 167H45V168H46ZM51 167H52L51 169H54L53 167H55V166H51ZM57 167H58V166H57ZM59 167L61 168V166H59ZM63 167H64V166H63ZM71 167H72V165H71ZM94 167H92V168H94ZM110 167H111V166H110ZM117 167H118V166H117ZM128 167H129V166H128ZM146 167H147V166H146ZM160 167H161V166H160ZM174 167H176V165H175V166H174V165H171V164H170V161H169V164H168V163H165V164H164V172L166 173V175H170L171 177H172V176H173V177H176L177 173H176V170H175ZM186 167H187V166H186ZM196 167H197V166H196ZM212 167H213V166H212ZM221 167H222V166H221ZM237 167H238V166H237ZM77 168H78V167H77ZM83 168H86V167L83 166ZM88 168H89V167H88ZM97 168H98V167H97ZM99 168H100V167H99ZM104 168H106V167H104ZM114 168L116 169V165H115ZM119 168H120V167H119ZM135 168H137V167H135ZM161 168H162V167H161ZM178 168H179V167H178ZM184 168H185V167H184ZM224 168H225V167H224ZM243 168H244V167H243ZM10 169H11V168H10ZM10 169H9V170H10ZM21 169H22V167H21ZM28 169H29V168H27V170H28ZM55 169H56V168H55ZM78 169H79V168H78ZM89 169H90V168H89ZM89 169H88V170H89ZM95 169H96V167H95ZM95 169H94V170H95ZM108 169H110V168L108 167ZM108 169H107V170H108ZM120 169H121V168H120ZM127 169H128V168H127ZM146 169H148V168H146ZM151 169H152V167H151ZM151 169H150V170H151ZM155 169H156V167H155ZM182 169H183V168H182ZM209 169H210V168H209ZM211 169H212V168H211ZM215 169H216V168H215ZM220 169H221V168H219V172H220ZM19 170H20V169H19ZM25 170H26V169H25ZM27 170H26V171H27ZM32 170H33V169H32ZM43 170H44V169H43ZM46 170H47V169H45V171H46ZM74 170H75L74 172H76V169H74ZM86 170H87V169H86ZM86 170L84 169L83 171H86ZM118 170H119V169H118ZM118 170H117V171H118ZM128 170H129V169H128ZM128 170H127V171H128ZM133 170H135V169H133ZM212 170H213V169H212ZM238 170H239V169H238ZM6 171H7V170H6ZM6 171H5V172H6ZM57 171H58V170H57ZM66 171H67V169H66ZM91 171H92V170H91ZM104 171H105V170H104ZM135 171H136V170H135ZM138 171H139V170H138ZM145 171H146V170H145ZM153 171H155V170H153ZM158 171H159V169H158ZM160 171H161V170H160ZM160 171H159V172H160ZM188 171L190 172V174L192 173L190 170H188ZM192 171H193V170H192ZM200 171H201V170H200ZM217 171H218V169H217ZM222 171L224 172V169H223ZM234 171H235V170H234ZM243 171H245V170H243ZM243 171H242V172H243ZM255 171H256V170H255ZM0 172H1V169H0ZM14 172H16V171H14ZM19 172H20V174H21V170H20ZM51 172H52V170H51ZM62 172H63V171H62ZM69 172H70V170H69ZM78 172H79V171H78ZM86 172H87V171H86ZM177 172H178V171H177ZM189 172H188V173H189ZM198 172H199V171H198ZM204 172H205V170H204ZM237 172H238V171H237ZM242 172H241V173H242ZM253 172H254V170H253ZM6 173H7V172H6ZM16 173H17V172H16ZM59 173H61V172L59 171ZM63 173H64V172H63ZM94 173H95V171H94ZM102 173H103V172H101V174H102ZM120 173H121V170H120ZM124 173H126V172H124ZM132 173H133V172H132ZM132 173H131V174H132ZM150 173H151V172H150ZM155 173L157 174V172H155ZM155 173H154V174H155ZM165 173H164V174H165ZM178 173H179V172H178ZM194 173H195V172H194ZM215 173H216V172H215ZM221 173H222V172H221ZM226 173H228V172H226ZM27 174H28V173H27ZM54 174H55V173H54ZM61 174H62V173H61ZM73 174H74V173H73ZM92 174H93V173H92ZM92 174H91V175H92ZM101 174H100V175H101ZM106 174H107V173H106ZM116 174H117V173H116ZM127 174H129V173H127ZM141 174H142V173H141ZM147 174H148V173H147ZM156 174H155V175H156ZM199 174H200V172H199ZM199 174H198V175L196 174V175L199 176ZM203 174H205V173H203ZM209 174H210V173H209ZM219 174H220V173H219ZM239 174H240V173H239ZM14 175H15V174H14ZM14 175H13V177H14ZM51 175H52V174H51ZM78 175L80 176V174H77V176H78ZM83 175H84V174H83ZM91 175H90V176H91ZM100 175H99V177H101ZM109 175H110V174H109ZM119 175H121V174H119ZM143 175H144V174H143ZM191 175H192V174H191ZM230 175L232 176V174H230ZM244 175H245V174H244ZM18 176H19V175H18ZM58 176H59V175H58ZM71 176H72V175H71ZM84 176H85V175H84ZM102 176H103V175H102ZM131 176H132V175H131ZM170 176H169V177H170ZM185 176H186V175H185ZM187 176H188V174H187ZM206 176H207V173H206ZM210 176H211V175H210ZM50 177H51V176H50ZM61 177H62V176H61ZM72 177H73V176H72ZM80 177H81V176H80ZM85 177H86V176H85ZM126 177H127V176H126ZM149 177H150V175H149ZM153 177H154V179H155V176H153ZM158 177H160V176H158ZM177 177H178V175H177ZM177 177L175 178V180H173V181H175V182H174L175 184H176V180L179 179V178H177ZM179 177H181V176H179ZM195 177H196V176H195ZM213 177H214V176H213ZM213 177H212V178H213ZM218 177H219V176H218ZM224 177H226V176H224ZM0 178H1V176H0ZM7 178H8V177H7ZM25 178H26V177H25ZM51 178H52V177H51ZM53 178H54V177H53ZM53 178H52V179H53ZM57 178H58V177H57ZM77 178H78V177H77ZM114 178H115V177H114ZM114 178H113V180H114ZM117 178H118V177H117ZM140 178H141V177H140ZM147 178H148V177H147ZM161 178H162V177H161ZM199 178H200V177H199ZM205 178H207V177H205ZM220 178H221V177H220ZM238 178H240V177L238 176ZM5 179H6V178H5ZM11 179L13 180V178H11ZM44 179H45V178H44ZM59 179H60V178H58V179L56 180L57 183L59 182V181H58ZM80 179H82V177H81ZM93 179H94V178H93ZM104 179H105V177H104ZM119 179H120V178H119ZM156 179H157V178H156ZM181 179H182V178H181ZM196 179H198V178H196ZM216 179H218V178H216ZM222 179H223V178H222ZM222 179H221V180H222ZM225 179H226V178H225ZM9 180H10V178H9ZM16 180H17V178H16ZM54 180H55V178H54ZM74 180H75V179H74ZM77 180H78V179H77ZM91 180H92V178H91ZM131 180L133 181V179H131ZM164 180H165V178H164ZM170 180H171V179H170ZM179 180H180V179H179ZM185 180H186V179H185ZM201 180H202V179H201ZM201 180H200V183H201ZM211 180H212V179H211ZM226 180H228V178H227ZM17 181H19V180H17ZM42 181H43V179H42ZM66 181H68V179H66ZM92 181H93V180H92ZM94 181H95V179H94ZM100 181H101V178H100ZM121 181H122V180H121ZM173 181H170V183H173ZM181 181H182V180H181ZM196 181H197V180H196ZM205 181H206V179H205ZM212 181H213V180H212ZM10 182H11V181H10ZM14 182H15V181H14ZM24 182H25V181H24ZM56 182H55V183H56ZM122 182H123V181H122ZM122 182H120V183H122ZM139 182H140V181H139ZM182 182H183V181H182ZM206 182H207V181H206ZM11 183H12V182H11ZM20 183H21V182H20ZM55 183H54V184H55ZM101 183H102V182H101ZM185 183H186V182H185ZM219 183H221V182L219 181ZM15 184H16V183H15ZM15 184H13V185H15ZM42 184H43V183H42ZM70 184H71V183H70ZM79 184H80V183H78L77 185H79ZM104 184H105V183H104ZM143 184H144V183H143ZM178 184H179V182H178ZM178 184H176V187H177ZM181 184H182V183H181ZM198 184H199V183H198ZM235 184H236V183H235ZM3 185H4V184H3ZM13 185H12V186H13ZM55 185H56V184H55ZM57 185H58V184H57ZM91 185H93V183H92ZM108 185H109V183H108ZM108 185H107V187H108ZM113 185H114V184H113ZM120 185H121V184H120ZM124 185H125V184H124ZM208 185H209V184H208ZM208 185H207V186H208ZM212 185H213V184H212ZM236 185H238V184H236ZM0 186H1V185H0ZM9 186H10V185H9ZM18 186H19V185H18ZM18 186H17V187H18ZM22 186H24V185H22ZM40 186H41V185H40ZM45 186L47 187L48 185L46 184ZM89 186H90V185H89ZM149 186H150V185H149ZM149 186H148V188H149ZM169 186H170V185H169ZM173 186H174V185H173ZM210 186H211V184H210ZM210 186H209V187H210ZM220 186H221V185H220ZM220 186H219V187H220ZM227 186H229V184H228ZM233 186H234V183H233ZM2 187H3V186H2ZM62 187H64V185H63ZM69 187H70V186H69ZM102 187H103V186H102ZM133 187H134V185H133ZM178 187H179V185H178ZM189 187H191L190 184H189ZM199 187H200V186H199ZM199 187H198V188H199ZM205 187H206V186H205ZM205 187H204V188H205ZM216 187H217V186H216ZM219 187H218V188H219ZM231 187H232V186H231ZM4 188H5V187H4ZM6 188H7V187H6ZM6 188H5V190H6ZM41 188H42V187H41ZM41 188H40V189H41ZM53 188H54V185H53ZM53 188L51 189V191H52V190L54 191V190L56 189V188H54V189H53ZM70 188H71V187H70ZM78 188H79V187H78ZM81 188H82V186H81ZM91 188H93V186H91ZM100 188H101V187H100ZM170 188H171V187H170ZM200 188H201V187H200ZM202 188H203V187H202ZM222 188H223V187H222ZM225 188H227V187H225ZM228 188H229V187H228ZM242 188H243V186H242ZM7 189H8V191H9V187H8ZM13 189H14V188H13ZM15 189H16V186H15ZM22 189L24 190L23 187H22ZM22 189H19V190H22ZM86 189H87V188H86ZM86 189H85V190H86ZM93 189H94V188H93ZM110 189H111V187H110ZM124 189H125V188H124ZM124 189H123V190H124ZM127 189H130V188L127 187ZM134 189H135V187H134ZM142 189H143V188H142ZM149 189H150V188H149ZM158 189H159V188H158ZM195 189H196V188H195ZM195 189H194V191H195ZM207 189H208V188H207ZM212 189H213V188H212ZM1 190H2V188H1ZM1 190H0V191H1ZM5 190H4V191H5ZM16 190H17V189H16ZM60 190H61V189H60ZM82 190H83V189H81V191H82ZM161 190H162V189H161ZM198 190H199V189H198ZM231 190H232V189H231ZM243 190H244V189H243ZM243 190H242V191H243ZM25 191H26V190H25ZM44 191H45V190H43V192H44ZM65 191H66V190H65ZM65 191L63 192V194L65 193ZM78 191H79V190H78ZM98 191H99V189H98ZM103 191H104V190H103ZM103 191H102V192H103ZM105 191H106V190H105ZM132 191H133V190H132ZM132 191H130V193H131ZM135 191H136V190H135ZM138 191H139V190H138ZM138 191H137V192H138ZM184 191H185V190H184ZM202 191H203V190H202ZM205 191H206V190H205ZM205 191H203V192H205ZM11 192H12V191H11ZM11 192H10V193H11ZM13 192H14V191H13ZM91 192H93V191L91 190ZM125 192H126V191H125ZM200 192H201V190H200ZM203 192H202V194H203ZM217 192H219V191H217ZM229 192H230V191H229ZM239 192H240V191H239ZM2 193H3V192H1V195H2ZM14 193H15V192H14ZM78 193H79V192H77V195H78ZM138 193H139V192H138ZM142 193H143V191H142ZM150 193H152V192H150ZM158 193H159V192H158ZM212 193H213V192H212ZM212 193H210V194H212ZM230 193H231V192H230ZM235 193H236V192H235ZM80 194H82V193H80ZM105 194H106V193H104V195H105ZM112 194H113V193H112ZM122 194H123V193H122ZM131 194H132V193H131ZM134 194H135V192H134ZM136 194H137V193H136ZM140 194H141V193H140ZM145 194H146V193H145ZM147 194H148V193H147ZM214 194H215V193H214ZM218 194H219V193H218ZM226 194H228V192H227ZM1 195H0V197H1ZM13 195H14V194H13ZM18 195H21V193L18 194ZM40 195L42 196V195H44V193H41ZM77 195H76V196H77ZM82 195H83V194H82ZM82 195H81V196H82ZM87 195H88V194H87ZM100 195H103V194H100ZM108 195H109V194H107V196H108ZM142 195H143V194H142ZM155 195H156V194H155ZM159 195H161V194H159ZM193 195H194V194H193ZM215 195L217 196V194H215ZM215 195H214V196H215ZM221 195H222V194H221ZM232 195H233V194H232ZM23 196H24V194H23ZM34 196H36V195H34ZM81 196H80V197H81ZM90 196H91V194H90ZM112 196L114 197V195H112ZM115 196H116V195H115ZM117 196H118V195H117ZM126 196H127V195H126ZM132 196H133V195H132ZM132 196H131V197H132ZM135 196H136V195H135ZM146 196H147V195H146ZM151 196H152V195H151ZM177 196H178V195H177ZM200 196H201V195H200ZM200 196H199V197H200ZM203 196H204V195H203ZM208 196H209V195H208ZM224 196H225V195H224ZM229 196H230V195H229ZM6 197H7V196H6ZM6 197H4V198H6ZM25 197H26V196H25ZM87 197H88V196H87ZM93 197H94V196H93ZM102 197H103V196H102ZM155 197H156V196H155ZM157 197H158V196H157ZM190 197H191V196H190ZM195 197H196V196H195ZM201 197H202V196H201ZM210 197H211V196H210ZM221 197H222V196H221ZM12 198H13V197H12ZM15 198H16V196H15ZM19 198H20V197H19ZM54 198H56L55 195H54ZM91 198H92V197H91ZM91 198H90V200L92 201ZM110 198H111V197H109V199H110ZM134 198H135V197H134ZM138 198H139V197H138ZM178 198H179V197H178ZM187 198H188V197H187ZM193 198H194V196H193ZM205 198H206V197H205ZM208 198H209V197H208ZM231 198H233V197H231ZM17 199H18V197L16 198V200H17ZM23 199H24V198H23ZM23 199H22V201H23ZM25 199H26V198H25ZM46 199H47V198H46ZM48 199H49V197H48ZM48 199H47V200H48ZM81 199H82V197H81ZM87 199H88V198H87ZM94 199H95V197H94ZM94 199H93V200H94ZM104 199H105V197H104ZM109 199H107V200H109ZM117 199H119V198H117ZM122 199H123V197H122ZM122 199H121V201H122ZM128 199H129V198H128ZM132 199H133V198H132ZM180 199H181V198H180ZM203 199H204V198H203ZM219 199H220V198H219ZM225 199H226V198H225ZM1 200H2V199H1ZM32 200H33V197H32ZM41 200H42V199H41ZM43 200H44V199H43ZM52 200H53V199H52ZM63 200H64V199H63ZM74 200H75V199H74ZM78 200H79V199H78ZM124 200H125V198H124ZM148 200H149V199H148ZM211 200H212V199H210V201H211ZM213 200H214V199H213ZM220 200H222V199H220ZM2 201H3V200H2ZM5 201H6V199H5ZM7 201H8V200H7ZM18 201H19V200H18ZM26 201H27V200H26ZM36 201H37V200H36ZM100 201H101V200H100ZM102 201H103V200H102ZM102 201H101V202H102ZM125 201H126V200H125ZM133 201H134V200H133ZM143 201H144V200H143ZM149 201H150V200H149ZM152 201H153V200H152ZM157 201H158V200H157ZM157 201H156V202H157ZM178 201H179V200H178ZM194 201H195V200H194ZM206 201H207V200H206ZM206 201H205V202H206ZM0 202H1V201H0ZM8 202H9V201H8ZM14 202H15V201H14ZM49 202H50V200H49ZM53 202H55V200H53ZM61 202H62V201H61ZM86 202H88V201H86ZM101 202H100V203H101ZM112 202H113V201H112ZM128 202H129V201H128ZM150 202H151V201H150ZM197 202H199V201H197ZM19 203H20V202H19ZM21 203H22V202H21ZM45 203H46V202H45ZM72 203H73V202H72ZM78 203H79V202H78ZM80 203H81V202H80ZM80 203H79V205H80ZM89 203H91V202H89ZM97 203H98V201H97ZM97 203H96V204H97ZM114 203H115V202H114ZM122 203H124V202H122ZM122 203H121V204H122ZM135 203H136V202L134 201V204H135ZM138 203H139V201H138ZM140 203H141V201H140ZM148 203H149V202H148ZM158 203H159V202H158ZM201 203H202V202H201ZM7 204H8V203H7ZM11 204H12V203H11ZM23 204H24V203H23ZM42 204H43V203H42ZM51 204L54 205L53 203H51ZM131 204H132V203H131ZM136 204H137V203H136ZM141 204H143V203H141ZM150 204H151V203H150ZM152 204H153V203H152ZM194 204H195V203H194ZM210 204H211V203H210ZM26 205H27V204H26ZM26 205H25V206H26ZM35 205L39 206V205H38V202H37ZM43 205H44V204H43ZM76 205H77V204H76ZM92 205H93V203H92ZM94 205H95V204H94ZM103 205H104V204H103ZM105 205H107V202H106ZM109 205H110V203H109ZM116 205H117V204H116ZM122 205H123V204H122ZM124 205H126V204H124ZM153 205H154V204H153ZM168 205H169V204H168ZM170 205H171V204H170ZM195 205H197V204H195ZM201 205H202V204H201ZM11 206H12V205H11ZM17 206H18V205H17ZM58 206H59V205H58ZM66 206H67V205H66ZM84 206H85V205H84ZM90 206H91V205H90ZM136 206H137V205H136ZM136 206H135V207H136ZM145 206H146V205H145ZM148 206H149V205H148ZM148 206H147V207H148ZM155 206H156V205H155ZM162 206H163V205H162ZM162 206H161V207H162ZM199 206H200V205H199ZM5 207H6V206H5ZM12 207H13V206H12ZM21 207H22V206H21ZM23 207H24V206H23ZM23 207H22V208H23ZM35 207H36V206H35ZM42 207H43V206H42ZM70 207H72V205H71ZM77 207H79V206H77ZM98 207H100V206H98ZM121 207H122V206H121ZM126 207H127V206H126ZM133 207H134V206H133ZM141 207H142V206H141ZM141 207H140V208H141ZM147 207H145L144 209H146ZM158 207H159V206H158ZM165 207H166V206H165ZM204 207H205V206H204ZM207 207H209V206H207ZM211 207H212V206H211ZM214 207H215V206H214ZM7 208H8V206H7ZM24 208H25V207H24ZM24 208H23V209H24ZM37 208H38V207H37ZM107 208H108V207H107ZM107 208H106V209H107ZM109 208H111V207L109 206ZM113 208H114V207H113ZM113 208H112V209H113ZM117 208H118V206H117ZM123 208H125V206H123ZM123 208H120V209L123 210ZM142 208H143V207H142ZM153 208H154V207H153ZM153 208H152V209H153ZM199 208H200V207H199ZM14 209H15V207H14ZM40 209H41V208H40ZM46 209H47V208H46ZM54 209H56V208H54ZM83 209H84V208H83ZM100 209H102V208H100ZM100 209H99V210H100ZM136 209H138V207H137ZM147 209H148V208H147ZM161 209H162V208H161ZM165 209H166V208H165ZM190 209H191V208H190ZM193 209H194V208H193ZM3 210H4V209H3ZM18 210H19V209H18ZM31 210H32V209H30V212H31ZM47 210H48V209H47ZM47 210H46V212H47ZM77 210H78V209H77ZM92 210H93V209H92ZM99 210H98V211H99ZM113 210H114V209H113ZM118 210H119V209H118ZM132 210H133V209H132ZM138 210H140V209H138ZM148 210H149V209H148ZM154 210H155V209H154ZM168 210H169V209H168ZM173 210H174V209H173ZM173 210H172V211H173ZM191 210H192V209H191ZM200 210L203 211L202 209H200ZM210 210H211V209H210ZM214 210H215V209H214ZM214 210H213V211H214ZM19 211H20V210H19ZM19 211H18V213H19ZM82 211H83V210H82ZM84 211H85V210H84ZM98 211H97V212H98ZM106 211H107V210H106ZM130 211H131V210H130ZM170 211H171V210H170ZM1 212H2V211H1ZM1 212H0V213H1ZM30 212H29V214H30ZM44 212H45V209H44ZM44 212H43V213H44ZM46 212H45V213H46ZM120 212H121V211H120ZM120 212H119V213H120ZM132 212H133V211H132ZM156 212H157V211H156ZM161 212H162V211H161ZM161 212H160V213H161ZM174 212H175V214H176V211H174ZM189 212H190V211H189ZM211 212H212V211H211ZM108 213H109V212H108ZM110 213H111V212H110ZM115 213H116V212H115ZM119 213H116V214H119ZM123 213H124V212H123ZM127 213H130V212H127V211H126V214H127ZM133 213H134V212H133ZM148 213H149V212H148ZM213 213H214V212H213ZM3 214H4V212H3ZM3 214H2V216H1L2 218L4 217ZM5 214H6V212H5ZM7 214H8V213H7ZM20 214H21V213H20ZM74 214H75V213H74ZM76 214H77V213H76ZM89 214H90V213H89ZM94 214H95V213H94ZM98 214H100V213H98ZM106 214H107V213H106ZM130 214H131V213H130ZM140 214H143V213L140 212L138 216H140ZM150 214H152V211H151ZM21 215H23V214H21ZM24 215H25V214H24ZM71 215H72V214H71ZM80 215H81V214H80ZM85 215H86V214H85ZM100 215H101V214H100ZM100 215H99V216H100ZM119 215H120V214H119ZM131 215H133V214H131ZM156 215L159 216V215H158V212L156 213ZM226 215H227V214H226ZM29 216H30V215H29ZM82 216H83V215H82ZM86 216H87V215H86ZM95 216H96V215H95ZM144 216H145V215H144ZM151 216H152V215H151ZM1 217H0V218H1ZM6 217H8V216H6ZM9 217H11V216H9ZM9 217H8V218H9ZM16 217H17V216H16ZM27 217H28V216H27ZM67 217H68V216H67ZM76 217H77V216H76ZM80 217H81V216H80ZM91 217H92V215L89 216L90 219H87L89 222H90V220H91ZM102 217H103V216H102ZM108 217H109V216H108ZM113 217H114V216H113ZM119 217H120V216H119ZM119 217H118V218H119ZM140 217H141V216H140ZM148 217H150V216H148ZM153 217H156V216H153ZM153 217H152V218H153ZM209 217H210V216H209ZM226 217H227V216H226ZM228 217H229V216H228ZM230 217H231V216H230ZM14 218H15V217H14ZM28 218H29V217H28ZM71 218H72V217H71ZM77 218H78V217H77ZM86 218H87V217H86ZM93 218H94V216H93ZM96 218H98V217H96ZM99 218H101V217H99ZM99 218H98V219H99ZM115 218H116V216H115ZM125 218H126V217H125ZM144 218H145V217H144ZM144 218H143V219H144ZM152 218H151V219H152ZM158 218H159V217H158ZM4 219H5V217H4ZM21 219H22V217H21ZM69 219H70V218H69ZM98 219H97V221H98ZM121 219H122V218H121ZM136 219H137V218H136ZM149 219H150V218H148V220H149ZM154 219H156V218H154ZM154 219H153V220H154ZM207 219H209V218H207ZM219 219H220V218H219ZM227 219H229V218H227ZM10 220H11V219H10ZM30 220H31V219H30ZM64 220H65V219H64ZM99 220H100V219H99ZM102 220H103V219H102ZM114 220H115V219H114ZM122 220H123V219H122ZM215 220H216V219H215ZM12 221H14V220H12ZM15 221H17V220H15ZM26 221H28V219H27ZM70 221H71V219H70ZM88 221H86V223H87ZM93 221H94V220H93ZM97 221H95V222L97 223ZM115 221H116V220H115ZM123 221H125V219H124ZM131 221H132V220H131ZM218 221H219V220H218ZM224 221H226V223H227V220H226V219H225ZM7 222H10V221H7ZM17 222H18V221H17ZM100 222H101V221H100ZM109 222H110V221H109ZM127 222H128V221H127ZM149 222H150V221H149ZM151 222H152V221H151ZM207 222H208V221H207ZM211 222H212V220H211ZM0 223H1V222H0ZM23 223H24V220H23ZM60 223H61V222H60ZM79 223H80V222H79ZM96 223H95V224H96ZM103 223H104V222H103ZM103 223L101 222V225H102ZM208 223L210 224V222H208ZM213 223H214V222H213ZM229 223H230V222H229ZM20 224H21V223H20ZM68 224H69V223H68ZM81 224H82V223H81ZM97 224H99V223H97ZM105 224H108V222L105 223ZM118 224H119V223H118ZM125 224H127V223H125ZM125 224H124V225H125ZM217 224H218V223H217ZM0 225H1V224H0ZM16 225H17V224H16ZM24 225H25V223H24ZM31 225H32V224H31ZM36 225H37V224H36ZM41 225H42V224H40V226H41ZM57 225H58V223H57ZM64 225H65V224H64ZM101 225H99V226H101ZM115 225H116V224H115ZM124 225H123V226H124ZM207 225H208V224H207ZM222 225H223V224H222ZM226 225L228 226V224H226ZM12 226H13V224H12ZM19 226H20V225H19ZM38 226H39V224H38ZM40 226H39V228H38L37 230H41V229H40V228H41ZM60 226H61V225H60ZM89 226H90V224H89ZM95 226H97V225H95ZM103 226H104V225H103ZM106 226H107V225H106ZM109 226H110V225H109ZM117 226H118V225H117ZM158 226H160V225L158 224ZM162 226H163V225H162ZM208 226H209V225H208ZM216 226H217V225H216ZM223 226H224V225H223ZM0 227H2V226H0ZM16 227H17V226H16ZM22 227H23V225H22ZM42 227H43V226H42ZM53 227H54V226H53ZM56 227H58V226H56ZM92 227H93V226H92ZM107 227H108V226H107ZM110 227H111V226H110ZM118 227H119V226H118ZM163 227H165V226H163ZM163 227H162V229L164 230ZM166 227H167V226H166ZM168 227H169V225H168ZM168 227H167V228H168ZM20 228H21V227H20ZM31 228H32V226H31ZM34 228H35V227H33L32 229H34ZM51 228H52V227H51ZM86 228H87V227H86ZM86 228H85V229H86ZM104 228H106V227L104 226ZM104 228L102 227V229H104ZM153 228H154V227H153ZM155 228H158V227H155ZM159 228H160V227H159ZM167 228H166V229H167ZM169 228H170V227H169ZM169 228H168V229H169ZM206 228H207V227H206ZM208 228H209V227H208ZM217 228H218V227H217ZM217 228H216V229H217ZM7 229H8V231H9L10 228H7ZM22 229H24V228H22ZM35 229H36V228H35ZM42 229H43V228H42ZM57 229H58V228H57ZM65 229H66V228H65ZM89 229H90V227H89ZM91 229H92V228H91ZM94 229H95V228H94ZM94 229H93V230H94ZM96 229L98 230V228H96ZM116 229H117V227H116ZM166 229H165V230H166ZM221 229H222V228H221ZM52 230H53V229H52ZM100 230H101V228H100ZM105 230H106V229H105ZM107 230H108V229H107ZM154 230H155V229H154ZM156 230H157V229H156ZM159 230H160V229H159ZM214 230H215V228H214ZM0 231H1V229H0ZM5 231H6V230H5ZM33 231H34V230H33ZM50 231H51V230H50ZM53 231H54V230H53ZM85 231H86V230H85ZM103 231H104V230H103ZM108 231H109V230H108ZM119 231H120V230H119ZM167 231H169V230H167ZM219 231H221V230H219ZM10 232L12 233V231H10ZM18 232H19V229H18ZM61 232H62V231H61ZM95 232H96V231H95ZM101 232H102V231H101ZM114 232H115V231H114ZM153 232H154V231H153ZM158 232H161V231H158ZM214 232H215V231H214ZM40 233H41V231H40ZM49 233H50V232H49ZM53 233H54V232H53ZM62 233H63V232H62ZM106 233L108 234V232H106ZM229 233H230V232H229ZM15 234H16V232H15ZM18 234H19V233H18ZM37 234H38V233H37ZM72 234H73V232H72ZM72 234H71V235H72ZM76 234L78 235V233H76ZM76 234H75V235H76ZM83 234H84V233H83ZM83 234H82V236H83ZM112 234H113V233H112ZM118 234H119V233H118ZM13 235H14V234H13ZM32 235H33V234H32ZM35 235H36V234H35ZM61 235H62V234H61ZM64 235H66L65 232H64ZM95 235H96V234H95ZM98 235H100V232H98ZM116 235H117V234H116ZM161 235H162V234H161ZM186 235H187V234H186ZM7 236H8V235H7ZM11 236H12V234H11ZM16 236H17V235H16ZM42 236H43V235H42ZM44 236H45V234H44ZM47 236H48V235H47ZM51 236H52V234H51ZM53 236H54V235H53ZM53 236H52V237H53ZM86 236H87V235H86ZM90 236H91V235H90ZM103 236H104V235H103ZM110 236H111V235H110ZM112 236H113V235H112ZM120 236H121V235H120ZM152 236H153V234H152ZM159 236H160V234H159ZM32 237H33V236H32ZM35 237H36V236H35ZM35 237H34V238H35ZM52 237H51V238H52ZM61 237H63V236H61ZM69 237H70V236H69ZM98 237H99V236H98ZM98 237H97V235H96V238H98ZM105 237H106V236H105ZM163 237H165V236H163ZM187 237H188V236H187ZM191 237H192V236H190V238H191ZM4 238H5V237H4ZM11 238H12V237H11ZM13 238H14V237H13ZM13 238H12V239H13ZM34 238H33V239H34ZM42 238H43V237H42ZM46 238H47V237H46ZM46 238H45V239H46ZM49 238H50V235H49V237H48L47 239H49ZM51 238H50V239H51ZM83 238H84V236H83ZM89 238H92V239H93V237H89ZM109 238H110V237H109ZM151 238H152V237H151ZM30 239H32V238H30ZM33 239H32V240H33ZM47 239H46V240H47ZM66 239H67V238H66ZM81 239H82V238H80V242H81ZM106 239H108V236H107ZM121 239H122V237H121ZM171 239H172V237H171ZM173 239H174V238H173ZM186 239H187V238H186ZM38 240H39V239H38ZM68 240H69V239H68ZM73 240H75V238H74ZM95 240H96V239H95ZM103 240L105 241V239H103ZM110 240H113V239L110 238ZM119 240H120V238H119ZM119 240H118V241H119ZM176 240H177V239H175V241H176ZM0 241H1V239H0ZM34 241H35V240H34ZM39 241H40V240H39ZM39 241H38V242H39ZM43 241H44V240H43ZM54 241H55V240H54ZM66 241H67V240H66ZM87 241H88V240H87ZM87 241H86V242H87ZM93 241H94V239H93ZM99 241H100V240H99ZM106 241H107V240H106ZM116 241H117V240H116ZM162 241H163V239H162ZM169 241H170V240H169ZM190 241H191V240H190ZM21 242H22V241H21ZM21 242L19 241V243H21ZM52 242H53V239H52ZM52 242H50V243H52ZM59 242H60V241H59ZM80 242L78 243L79 245H81ZM97 242H98V241H97ZM97 242H96V243H97ZM100 242H101V241H100ZM112 242H113V241H112ZM151 242L153 243V241H151ZM166 242H167V241H166ZM185 242H186V241H185ZM191 242H193V241H191ZM24 243H25V242H24ZM26 243H27V242H26ZM35 243H36V241H35ZM47 243H48V242H47ZM67 243H68V241H67ZM96 243H95V244H96ZM115 243H116V242H115ZM115 243H114V244H115ZM158 243H159V242H158ZM27 244H28V243H27ZM42 244H43V242H42ZM45 244H46V241H45ZM61 244H62V243H61ZM71 244H73V243H71ZM87 244H88V243H87ZM91 244H92V243H91ZM98 244H100V243L98 242ZM187 244H188V243H187ZM217 244H218V243H217ZM19 245H20V244H19ZM34 245H35V244H34ZM40 245H41V244H40ZM52 245H54V243H53ZM110 245H111V243H110ZM149 245H150V244H149ZM233 245H234V244H233ZM233 245H232V246H233ZM28 246H29V245L26 246L27 250H28ZM47 246H48V244H47ZM47 246H46V247H47ZM63 246H64V245H63ZM71 246H73V245H71ZM71 246H70V247H71ZM76 246H77V245H76ZM88 246H89V245H88ZM88 246H87V247H88ZM96 246H97V245H96ZM101 246H102V245H101ZM138 246H139V245H138ZM186 246H187V245H186ZM192 246H194V245H192ZM18 247H19V246H17V248H18ZM21 247H22V246H21ZM46 247H44V248H46ZM50 247H51L50 251H52V246H50ZM54 247H55V245H54ZM54 247H53V249H54ZM61 247H62V245H61ZM65 247H67L66 244H65ZM99 247H100V246H99ZM109 247H110V246H109ZM12 248H13V247H12ZM29 248H31V246H29ZM40 248H41V247H40ZM63 248H64V247H63ZM93 248H94V246H93ZM93 248H92V249H93ZM96 248H97V247H96ZM102 248H103V247H102ZM106 248H107V247H106ZM136 248H137V247H136ZM148 248H149V247H148ZM157 248H158V247H157ZM169 248H170V247H169ZM181 248H182V247H181ZM192 248H193V247H192ZM192 248H191V249H192ZM32 249H33V248H32ZM32 249H31V250H32ZM36 249H37V251H38V248H36ZM61 249H62V248H61ZM74 249H75V248H74ZM76 249H77V248H76ZM81 249H82V248H81ZM151 249H152V248H151ZM191 249H190V250H191ZM199 249H200V246H199ZM230 249H231V248H230ZM232 249H233V247H232ZM232 249H231V250H232ZM236 249H237V248H236ZM239 249H240V248H239ZM12 250H13V249H12ZM46 250H47V249H46ZM46 250H45V251H46ZM58 250H59V249H58ZM58 250H57V251H58ZM69 250H70V249H69ZM71 250H72V249H71ZM82 250H83V249H82ZM84 250H85V249H84ZM86 250H87V249H86ZM93 250H95V249H93ZM105 250H106V249H105ZM105 250H104V251H105ZM155 250H156V249H155ZM159 250H161V249H159ZM171 250H172V249H171ZM171 250H170V251H171ZM194 250H195V249H194ZM205 250H206V249H205ZM10 251H11V250H10ZM19 251H20V250H19ZM57 251H56V253H57ZM60 251H61V250H60ZM64 251H66V250H64ZM64 251H63V252H64ZM137 251H139V250H137ZM147 251H149V250L147 249ZM168 251H169V250H168ZM182 251H183V250H182ZM206 251H207V250H206ZM235 251H236V250H235ZM11 252H12V251H11ZM21 252H22V251H21ZM38 252H39V251H38ZM40 252H42V251L40 250ZM46 252H47V251H46ZM46 252L43 251L42 253H46ZM48 252H49V251H48ZM63 252H62V253H63ZM84 252H85V251H84ZM91 252H92V251H90V253H91ZM94 252H95V251H94ZM97 252H98V251H97ZM178 252L182 253L181 251H178ZM178 252L175 253V256L172 255L174 260H176V259L179 257V253H178ZM232 252H233V251H232ZM9 253H10V252H9ZM51 253H52V252H51ZM59 253H61V252H59ZM64 253H65V252H64ZM64 253H63V254H64ZM72 253H73V251H72ZM80 253H81V252H80ZM85 253H86V252H85ZM131 253H132V251H131ZM135 253H137V252H135ZM140 253H141V252H140ZM146 253H147V252H146ZM146 253H145V255H146ZM150 253H151V252H150ZM153 253H154V252H153ZM164 253H165V252H164ZM170 253H171V252H170ZM189 253H190V251H189ZM217 253H218V252H217ZM18 254H19V253H18ZM28 254H29V252H28ZM30 254H31V252H30ZM30 254H29V255H30ZM32 254H33V251H32ZM49 254H50V253H49ZM75 254H76V253H75ZM78 254H79V252H77L76 256L79 257ZM103 254H104V253H103ZM109 254H113V253H110V252H109ZM147 254H148V253H147ZM166 254H168V253H166ZM8 255H9V254H8ZM8 255H7V256H8ZM24 255L26 256V254H23V256H24ZM33 255H34V254H33ZM35 255H36V253H35ZM38 255L40 256L39 253H38ZM44 255H45V254H44ZM50 255H51V254H50ZM59 255H60V254H59ZM80 255H82V254H80ZM90 255H92V254H90ZM105 255H106V253H105ZM107 255H108V254H107ZM151 255H153V254H151ZM154 255H155V254H154ZM17 256H18V255H17ZM23 256H21V257H23ZM39 256H37V259H38ZM71 256H72V255H71ZM92 256H93V255H92ZM102 256H103V255H102ZM138 256H139V255H138ZM147 256H148V255H147ZM183 256H184V255H183ZM207 256H208V254H207ZM241 256H242V255H241ZM45 257H47V256L45 255ZM56 257H57V254H56ZM60 257H61V256H60ZM65 257H66V256H65ZM69 257H70V256H69ZM83 257H84V256H83ZM106 257H107V256H106ZM108 257H110V256L108 255ZM135 257H136V256H135ZM144 257H146V256H144ZM153 257H155V256H153ZM161 257H162V256H161ZM167 257H168V255H167ZM202 257H203V256H202ZM227 257H228V255H227ZM227 257H226V258H227ZM232 257H233V256H231L230 258H232ZM243 257L246 259L245 256H242V258H243ZM34 258H35V257H34ZM43 258H44V256H42V259H43ZM57 258H58V257H57ZM74 258H75V257H74ZM85 258H86V257H85ZM85 258H84V259H85ZM142 258H143V256H142ZM146 258H147V257H146ZM146 258H145V259H146ZM158 258H159V257H158ZM182 258H183V257H182ZM188 258H189V257H188ZM219 258H220V257H219ZM228 258H229V257H228ZM233 258H234V257H233ZM239 258H241V257H239ZM239 258H238V259H239ZM19 259H20V257H19ZM21 259H22V258H21ZM26 259H27V258H26ZM30 259H32V258H30ZM46 259H47V258H46ZM46 259H45V260H46ZM68 259H69V258H68ZM75 259H76V258H75ZM77 259L79 260V258H77ZM86 259H87V258H86ZM137 259H138V258H137ZM148 259H149V258H148ZM160 259H161V258H160ZM168 259H169V258H168ZM179 259H180V258H179ZM186 259H187V258H186ZM236 259H237V258H236ZM22 260H23V259H22ZM47 260H48V259H47ZM47 260H46V261H47ZM104 260H105V259H104ZM108 260H109V259H108ZM133 260H134V259H133ZM135 260H136V259H135ZM157 260H159V259H157ZM184 260H185V259H184ZM188 260H189V259H188ZM222 260H223V259H222ZM54 261H55V260H54ZM69 261H70V260H69ZM69 261H68V262H69ZM79 261H80V260H79ZM106 261H107V259H106ZM144 261H145V260H144ZM144 261H143V262L141 261L142 264L144 263ZM154 261H155V259H154ZM223 261H224V260H223ZM230 261H231V260H230ZM230 261H229V262H230ZM234 261H235V260H234ZM236 261H237V260H236ZM238 261H239V260H238ZM242 261H243V260H242ZM24 262H25V261H24ZM35 262H36V261H35ZM42 262H43V260H42ZM47 262L49 263V261H47ZM50 262H52V259L50 260ZM64 262H66V261H64ZM64 262H63V264H66V263H64ZM74 262H75V261H74ZM137 262H138V261H137ZM146 262H147V261H146ZM157 262H158V261H157ZM157 262H156V263H157ZM166 262H167V261H166ZM166 262H165V263H166ZM187 262H188V261H187ZM187 262H185L184 264H187ZM218 262H219V260H218ZM220 262H222V261H220ZM231 262H232V261H231ZM249 262H250V261H249ZM37 263H38V262H37ZM37 263H36V264H37ZM58 263H59V262H58ZM58 263H57V264H58ZM78 263H79V262H78ZM85 263H86V262H85ZM110 263H111V262H110ZM149 263H150V262H148V264H149ZM163 263H164V262H163ZM172 263H175V262H172ZM172 263H170V264H172ZM176 263H177V262H176ZM179 263H180V262H179ZM213 263H214V262H213ZM223 263H224V262H223ZM226 263H227V259H226ZM238 263H240V261H239ZM247 263H248V262H247ZM24 264H28V263H24ZM45 264H46V263H45ZM53 264H54V263H53ZM60 264H61V263H60ZM86 264H87V263H86ZM100 264H101V263H100ZM102 264H104L103 261H102ZM106 264H108V263H106ZM138 264H140V262H138ZM160 264H161V262H160ZM207 264H208V263H207ZM218 264H219V263H218ZM228 264H229V263H228ZM230 264H231V263H230ZM232 264H233V263H232ZM236 264H237V262H236ZM244 264H246V262H244Z\"/></svg>",
    "mask_w": 264,
    "mask_h": 264
}]
</instances>
